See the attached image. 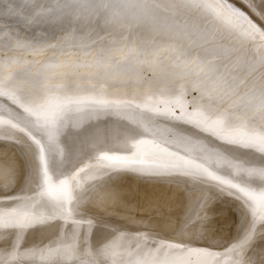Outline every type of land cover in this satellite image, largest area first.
<instances>
[{
    "label": "rangeland",
    "instance_id": "rangeland-1",
    "mask_svg": "<svg viewBox=\"0 0 264 264\" xmlns=\"http://www.w3.org/2000/svg\"><path fill=\"white\" fill-rule=\"evenodd\" d=\"M195 1L197 3H195ZM97 2H100V0H97ZM111 2L114 3V4L135 3L136 0H121V1H119V0H115V1L114 0H111ZM262 3L264 5V0H262ZM193 4H194L195 7L193 6ZM193 4L191 3L192 6H190L188 4L190 6L189 7L188 5L185 6L186 4L184 2V6H185L184 7V9H185L184 12L185 11L188 12V10H189V12H188L187 15L186 14H182L183 16L181 18V23L185 24V23L188 22L187 24H185V26L187 25V27H190V25L191 26L194 25V26H192L193 28L190 27L189 29L190 30H193V31L194 30L197 31V29H198L199 31H201L200 33L202 35H205V33H206V35H208V39H209V41L207 40L208 42L201 41V44L199 46L195 47L194 50L192 51V55H191V61H192L191 68L192 69H196V67L198 66L197 63H196V61H199L200 64H205L206 65L207 61H209V60H212L213 62H216V61L219 60V57L218 56L209 55L208 52H207V49H210V47L212 48L214 45L216 46V43H217V46L216 47H218L220 49H231V50H234V51L238 47V45H240V44H234V43H231L229 40L224 39L222 36H220L216 32V30L214 28H209L210 29L209 31H205L204 30L205 29V24L203 22V20L205 19V17H204L205 14L203 13V10H202L203 5L200 2V0H193ZM192 8L193 9L195 8L194 11H192L193 10ZM199 10L202 11V12H200V14L198 13ZM221 10H223V9H221ZM224 12H225V10H224ZM197 13H198L199 16L197 15V17H196V14ZM201 13H203V14H201ZM0 14L2 15V17L0 15V18H1L0 19L1 28L4 27V25L7 26V24L10 26L14 22V24H16V25L13 24L12 27H17L19 29V30H17V28H16L15 30H13V32H14L13 35H15L14 38H16L17 37L16 35L18 34V38L20 37V39H22V40H24L26 42L32 43V44H34L36 46L44 45V44L55 43V42H57V40L58 41L61 40L64 36H66L70 32H75V33H77L79 35H85V34H88L90 32L91 33H94V34L103 33V35H105V36L108 35V33L106 32V29L104 28V22H103L102 19L99 20V21H93L92 23H88V22H83V21H81V22H75V21L71 20L70 18H65L62 21L51 23L48 19H44L43 20V18H42L41 21H40V19H38L34 23H25L23 20H20L21 21L20 22L19 19H16L14 17H12V18L10 17L11 18L10 19L9 16H7L8 17L7 18L6 15L4 16V14H2V13H0ZM227 15L229 16V14H227ZM3 16H4V19L5 20H9V22L8 21H5L4 22L5 24H4L3 23V21H4ZM230 17H232V16L230 15ZM221 18H223V16H221ZM232 18L234 19V17H232ZM2 19H3V21H2ZM16 20H17V22H16ZM185 20L187 22H185ZM225 20L228 22L227 19H225ZM197 22H199V23H197ZM50 23L52 24L51 26H50ZM228 23L231 25V27H232V29H233L234 32H237L239 34L242 33L241 30L238 27H236V26L234 27V25H232L230 22H228ZM19 24H20V26H19ZM29 24H31V25H29ZM35 24H37V25H35ZM43 26H44V28H43ZM23 27H25V28H23ZM26 27L27 28L29 27L28 28L29 29L28 31L30 33L27 32V28ZM195 27H197V28L195 29ZM45 28H47V29H45ZM135 30L136 29H133V32L132 33H133V35L135 33L134 36H137V38L138 37L143 38V37H145L147 35V32H146L145 29H142L141 28V29H137L136 31ZM34 31H37V32H35V34H34ZM41 31H42V33H41ZM20 32H21V34H20ZM32 32H33V34H32ZM38 32H39V34H37ZM24 33L25 34L27 33L28 35L27 34L25 35ZM141 33H143V34H141ZM133 35H131V40L132 41H136V37H134ZM140 35H142V37ZM41 37H42V39H41ZM216 38H217V40H216ZM221 39H222V42L220 43ZM45 41L47 43H45ZM214 41H216V42L214 43ZM203 43H204V45L201 46ZM27 55H28L27 53H24V56H27ZM21 56H23V54H21ZM0 57H1L0 58V64H4V65L7 64L6 67L12 68L11 69L12 71L10 70L11 72L5 71V73H6L5 75L6 76L4 75V72L2 73V75L0 73L1 76H5L3 78L6 79V80H4L2 78L5 82L8 81V82L12 83L11 80H13V82H14V81L17 80V78L19 79L23 75L22 76V79L20 78L21 81H19L20 79L16 81L19 84V86L17 85V83H12V84L8 83V85H5L6 83L5 84L3 83L6 86V88H7V86H10V85L11 86L17 85L18 87L22 88L20 90L19 88L17 89V86L13 87L15 90H12V91L15 92V93L12 92L13 94H11L13 96L16 93L19 94V91H20L21 92L19 94L20 96L17 95V98H18V100H20V98H21V100H20V101H22L21 104H18L19 101L17 102L16 105H15L16 102H14V104H13V101L15 99H17L16 98V95H15V99L12 101V104L13 105L11 104V102L9 101V99L7 98V94L10 95V93H11L10 88H12V87H10V88L8 87V89L10 90V91L8 90L9 92H6L7 89L6 88L4 89V87H3V89L5 91L0 89L1 92L3 93V95H4V93L6 95V97H5V95L3 96V95H1L2 93H0V96H1L0 97V119H1L0 120V147L6 148L8 158L15 160L16 168H17L16 169V172L17 173H15L16 175L14 174L15 175V178H17V179H15L16 180V186L13 188L14 190L11 189L12 190L11 191L10 188L0 189V194H1L0 195V214H1L0 226H1V228H3V227L6 226V222L8 223V221L10 220V218H9L8 215H12L13 217H15L18 220H20V223H23L25 225H28L30 223H33L34 224V229H32L30 231L29 235L26 236L27 237L26 239H23V242L21 244V250L22 251H26V252H30L32 254L30 258L32 260H34L36 262V264H56V262H59V264H68V261H71L72 260V257L74 256V254L76 252H78L80 254L83 252V250H82L84 248L83 245L74 244L70 248L71 253L70 254L68 253L67 247H66V243L67 242L64 239L61 238V235L63 233H65V232L72 231V230H74V229L77 228L79 230L78 232L80 234H82L83 232L87 231V229H90V228L102 229V228H105L106 226H109V225L110 226H112V225L117 226L119 224H123V223L120 222V220L111 219L109 217V215H106L105 214L106 212L104 213V212H101V211H97L96 210V212H97L96 213L97 215H96L95 214V208L94 209L91 208V207H93L92 206L93 205L92 202H94V201L95 202H98V200H100V198H103L104 197L103 192H104L105 188H107V187H110V191H112L111 188L114 190V192L117 191L116 192L117 194H119V192H120V194L122 196L121 195H119V196L121 198L123 196H125V197H128L130 199H137V201L141 202L140 206H143V202L144 203H147V201L149 200V197L150 196H153L154 193H160V194H162V192H164V193L165 192H169V195L164 197L165 204L166 203H169V204H172V205H177V210L179 209V210H181V212L187 213V215H191V216L192 215L203 216L205 214L206 210L208 208H210V207L222 208L223 211H224V213L227 214L226 215V218L227 219H230V220L235 219L236 217H238V215L241 214L240 217H241L242 220H244L245 226H244L243 230H242V228H240L237 231V233H234L233 232L231 234V236L228 238L230 241L225 245L226 247L224 246L225 249H223L224 248L223 246L217 247L214 244H212L211 242H208V243L196 242V245H195L196 247H192V248L195 251L207 250V252H210L211 255L213 254L214 258H225V259H228V260H234L236 262L237 261H240V260L241 261L243 260V261H245V264L247 262H251V261H254V260L263 258L264 251H260V252L256 251L255 252L254 250L257 247L262 246L264 244V228H259V227L258 228H254V230H255V236L252 239L251 243L248 245V247L244 250L243 253L239 252L238 250L237 251H233V249L239 243V241L242 240L245 237V235L248 233L249 229L251 227H253L254 222H256V220L259 217L262 218V220L260 219V221H263L264 220V207H262L260 209H257V210H254L250 206L249 202L246 199H244L239 193H237L234 189H232V188H230L228 186L217 185V184H214V183L213 184H210V183H207L206 180H203L202 179L203 174L207 173V171H209L210 168L212 169V168H215V167H218L223 173H226L227 172L226 175L228 174L229 171H230L229 172V175L232 172L237 171V170H238V172H240L241 166L243 167L242 169H245L246 166H247V168H249V167H251L254 164L256 166H252V167H254V168L256 167L257 168V171H258V166L257 165H260V166L262 165V167H263V165H264V161H263L264 160V154H261L260 152H262V150H264L263 149L264 143H262L260 141V139H259V133L258 132L255 133L256 136L254 135V133L251 134L250 132H247L249 130V128H246L245 129V132H246L245 134L246 135H244V133H243L244 130L243 129H244L245 125H247V124H248L247 125V127H248L249 126V123H248V120L247 119H244V121H243V117L241 116V115H243V112L242 111H237L236 113H234L236 111V110H234V112H231V113H234L233 115L230 116L231 118L229 117V115H230V113H229L227 115L229 118L228 117L227 118L225 117L228 121H225L224 120L225 123L223 122L222 123V126H221L220 125L221 124L220 122L223 121V120H220V119H225V118H218V117H220L222 115H220V116L218 115V117L216 116V118H218L217 121H216V118L214 117V115H213V118L214 119H212V116L211 117L210 116L209 117L207 116L208 117L207 118L206 115H208V113H205L206 114L205 115L204 112H201L203 110V108L202 109H201V107L194 108L195 106L192 107L193 104H194V103H192V101H193L192 99H194V101L198 102L197 101V97H198V100H199V93H197L195 91H190L189 90L188 91L190 93V94H188L189 98L186 97V99H185V96H187L186 94H183L185 92L181 93L178 87H177V90L175 91L172 88V86H171V82L172 81L169 83L168 80H164L165 82L168 81V82H166V83H168L167 86H166L165 85V82L163 83L162 82L163 80H162L161 81L162 82L161 85L160 84L158 85V86H161V87L158 88L157 86H154V88L156 89V91H155L154 88L153 89H150L152 87L149 88V86H147L146 88L143 87V92L145 90L146 91L141 95L142 96V97H140L141 99L139 98L136 101V100L130 99V97H129V98H127V103L129 104L132 101L131 102L132 104L130 103L128 105V104L125 103V101H126L125 99L126 98L124 99L123 95H122V97H123L122 98L121 97V94L118 95L116 89H111L112 91L111 90L108 91V88L107 89L105 88L106 91H107L106 92L103 89V87H101V88L100 87H97L96 88V87H93L91 85V86H89L90 88H88V85L89 84H87V83H84V88H83V86H82L83 84L81 85L80 83H78V85H75V84H77V82L76 83L75 82H70L65 77L67 79L66 80L67 83H69V84H67L66 81H65L64 76L51 75V76H48L46 78L43 75H39V76L38 75H34L35 70L34 69L29 70L28 69L29 68L28 65L26 66V64L23 63V60L20 57H18V56L17 57H14L13 60H11V61H9V57L6 54L5 55H2ZM29 57H31V56H28V58ZM31 58H33V56ZM31 58H29V59H31ZM39 58L40 59H43V57H39ZM33 59H37V58H33ZM1 60H3V61H1ZM20 61H21V64H20ZM12 65L15 66V67H17V68L16 69L13 68ZM19 65H20V67H19ZM23 66H25V67H23ZM15 70H17V71H15ZM18 71H19V75H18ZM15 72H17V74H14ZM7 74H8V77L9 78L7 77ZM24 74L27 75L28 79H26L27 77ZM15 75H16V78L14 77ZM55 77H56V79H55ZM59 77H60V79L62 78L63 81H62V79L61 80L60 79H57ZM10 78H12V79L11 80H8ZM38 78H42V80H45V83L46 84L44 83V81H41V79L38 80ZM25 79H26L27 82L25 81ZM46 79L47 80L49 79L48 82H46ZM53 80L55 81L56 87H55V84H52V82H51ZM58 80L60 81V83H59ZM22 81H24L25 83L22 82ZM42 82L44 84H42ZM57 82H58V84H60V86H57ZM64 82H65V84H63ZM26 83H28L27 85H29L28 86L29 89H32L31 92L26 93L27 91H29V90H27L28 87H25V86H27ZM37 83L40 86H37ZM48 84H49V86H50L51 89L49 88ZM71 84H72V86H75V87L77 86L76 88H80V85H81L84 91L82 90V88H80V90H79V89H76V88L72 87ZM162 84H164V86ZM20 85H23V86H20ZM30 85H33L34 88L37 86L36 88L39 89L40 91H41V87H43L45 85H47L46 88L47 89L49 88V91L53 89L51 92H48V90L45 88V90H47L46 92L48 93V96L51 93L54 92L53 93V95H54L53 97L52 96H50V97L46 96V97L50 98L54 102L56 101V103L54 104L52 101H50V99H47L50 103L52 102L51 105L52 104H54V105H52V107L51 106H48L50 103L48 101H46L49 104L48 105H45L44 104V106H42L43 107V109H42L41 105H43V103H44L43 100L45 98L46 93H45L44 90L42 91V93L39 92L38 90H36L37 91V93H36V91L34 90V88L31 87ZM62 85H63V87H65L64 85H66V87L63 88ZM67 85H68L69 88L67 87ZM169 85H170V87H169ZM59 87H61V89L63 91ZM91 87L96 88L95 89L96 91L98 89L99 90L100 89L104 90L103 93L105 92L106 94L105 93L103 94L101 90H100L101 91L100 92L101 94L98 93V95H101V100L103 98L102 95L104 96V98H106V97H109V98L108 99H103L105 101L102 100L104 103H101V100L99 98H96V97H99V96L97 94H96L97 96L95 95L94 90ZM162 87L167 88L166 91H165L164 88L162 89ZM23 88L26 90V92H25V90H23ZM58 88H59V90H58ZM66 88L67 89H70L71 88L70 91L73 92V93H71L69 90L68 91L66 90V91L69 92V95H70V93L72 95L75 94L74 95L75 97H70L69 96L70 97L69 98L68 95H66L68 93H65V91H64V89H66ZM157 88H158V90L159 89L160 90L158 91ZM168 88H170V89H168ZM43 89H44V87H43ZM72 89H73V91H72ZM91 89L93 90V92H92ZM90 90H91V92H90ZM149 90H151V91H149ZM168 90H172V91H168ZM32 91H34L36 95H34V93H32ZM57 91H60V93H62V94L64 92L63 96L66 97V100L68 101V103L66 102V100L64 101V99L62 98L63 97L62 95L59 94L60 98H59V96H57L58 95ZM160 91H161V94H160ZM164 91L165 92L168 91V94L165 93ZM22 92H23V96L25 95L24 93L27 94V95H25L26 99L24 97H21L22 96L21 95ZM43 92L45 94H43ZM77 92H79V93H77ZM80 92H83V93H80ZM86 92L87 93L89 92L88 93V96H90V93L91 94L93 93L92 95H95L96 96L94 98H96L97 100L99 99L100 101L99 100L96 101L93 98L92 95H91L92 97L90 96L91 98H89L87 96ZM108 92H111V93H108ZM112 92H113L114 95L112 94ZM148 92H149V94L151 96L152 95L155 96V94L156 95H161V96H155V97H160L159 99L156 98V100H155V101L158 100V102L160 100V103L158 105H157L158 102H156V105L157 106L154 105L155 103L153 104V101L154 100H150L152 103L150 101L148 102V100H146L150 105L151 104L153 105V107L151 105V107L153 109L152 110L151 109L148 110V111H151V113H153L152 115H151L150 112L148 113V111L145 110L146 107H147V105H148L149 108H151L149 106V104L144 101L145 98H147V96L145 94L148 95ZM157 92H158V94H157ZM171 92H172V95L174 94L177 97L176 96H174V97L171 96L170 95ZM39 93H40L41 98L38 95ZM162 93H163V95H162ZM177 93L178 94L181 93V94L180 95H177ZM55 94H57L56 97H55ZM81 95L82 96L84 95L85 97L84 96L83 97L85 99H86V97H88V99H86L87 100L86 103H84L85 100H84V98ZM150 95H148V96L151 97ZM164 95L167 98L170 95L169 98L172 99V101H173L172 104L173 105L175 104L174 102L177 101L176 99L179 98L178 100H180L181 102H183L185 100L184 101L185 103H180L179 105H181V104L184 105V104H187L188 103L187 105H190L191 104L192 106L191 105L190 106H186L185 105V107H183L181 105V107H180L178 105L179 108H178V106H176L177 108L175 107L176 110H178L176 112L175 108L172 109L173 107L172 108L170 107V106H173L170 103L171 102L170 99H169L170 102H168L169 106L167 105V102L166 103L162 102L163 104L161 103V100H163V99H164V101L165 100H168V99L165 98ZM180 96H183L184 97L183 98L184 100L182 99V97L180 98ZM27 97H29V98L27 99ZM32 97H33V99H32ZM34 97L35 98L37 97V99H36V102L37 103L34 102V99H35ZM110 97H111V99H113L112 101L114 103L117 102L116 105H118V106H116L113 102H110V104L106 102V100L107 101L110 100ZM125 97H128V96H125ZM143 97H145L144 100L142 99ZM149 97H148V99H149ZM155 97H154V99H155ZM9 98L10 99H13V98H11V96H9ZM53 98H56V99H53ZM67 98H69V99H67ZM81 98H82V100H84V102L83 101H80ZM92 98H93V101H96L97 102V104L95 102L92 103ZM116 98L119 99V101H121V100L124 99L125 101H121L122 103L121 102L120 103L121 104H124L125 103V105L119 104L118 103L119 101H117ZM120 98H122V99H120ZM1 99H2V101H1ZM24 99L26 100V103L28 105H29V103L31 104V106H29V108L32 107L34 109L35 105L39 109L41 108V110H39L37 107H35V108H37L36 111L37 112L39 111L38 113L35 112L36 115H38V117L36 115H34L35 114L34 113V110L35 109L33 110L32 108H30V111L33 110V112H31L32 113L31 114L28 111L29 108L27 109L26 106H25V109H26V111L29 112V114L28 113H25L26 112L25 109H22V111H19V110H21V109H19L20 108V105H23V106L25 105ZM30 99H31V101H33L35 103L34 105H33L32 102H30ZM38 99H42V100L40 101ZM58 99H60V100L57 103V100ZM62 99H63V103L61 102ZM27 100H29L28 101L29 103L27 102ZM72 100H75L76 103H75V101H72ZM89 100L91 101L92 104L91 103L89 104V102H88ZM128 100H130V101H128ZM140 100L143 102L142 104H141ZM190 100H192V101L190 102ZM38 102H41V103H38ZM87 102H88L89 105L87 104ZM189 102H190V104H189ZM59 103H61V104H59ZM69 103H71V104H69ZM138 103H140V106H139ZM144 103H146V106L145 107L143 106L144 109L142 108V110H144V112H146V113H143V111L141 110V107H142L141 105H143ZM4 104H6V105H4ZM57 104L60 106V108H61V109L59 108L60 110L57 109L59 107ZM64 104L67 105V106L68 105H70V106L67 107ZM111 104H112L113 107L116 106L117 110L115 108L113 109V107H110ZM17 105H19V106H17ZM28 105H27V107H28ZM92 105H95V106L97 105V107H95V106L92 107ZM98 105H100V106L98 107ZM6 106H8V107H6ZM10 106H12L15 111H12L13 109ZM14 106H15V108H14ZM45 106H47V107H45ZM56 106H58V107L56 108ZM89 106H91V107H89ZM101 106H102V108H101ZM125 106H126V108H125ZM65 107H67V108H70L71 107L70 109H73L75 107V109H73V110L76 111V112H79V110L81 109L80 112H79V116H80V113L83 111L82 113L84 115H82V113H81V116L80 117L82 119L84 118V120L86 119L85 121H87L89 119V116H92L89 119V121L92 122V123H94V125L92 123H90V124H88L89 126H87V123L88 122H84L83 123L84 125L86 124L85 126H87L91 130L90 131H86V129H88L87 127H85V130H84V128H81L83 126V124L81 123L83 120L81 118H79V116H77L79 118L78 119L76 117V114H73V116H75V118L78 119V120L75 119L76 121L79 122V120H81L79 122L80 124H78V122H77V125H75L76 126V130H75V127L74 128H71V127L74 126L73 124H75L76 121H74L73 123L70 122V121L73 120L74 117L72 119H70L72 115H70V116L67 115V113L70 111V109L67 112L66 111L67 109ZM76 107H77V109H76ZM107 107H110L109 109H110L111 113H109L110 111H109V109ZM167 107H168V110L169 111H167V109H166ZM182 107H183V110L181 111L180 109ZM50 108H52V110ZM53 108H54V110L57 109L56 110V113L59 112V111H61V110L64 111V109H66L64 111L65 113L63 112V114H61V117H64L63 116L64 114L67 115L68 117H70L68 119L66 118L67 121H66V119L64 117L65 125H67V126L64 127V125H62V123H63L64 120H62V123H61L60 113L62 111L59 112V113H57L59 115V122H58V119H57L58 117L55 118L57 116V114L54 113L56 116L53 114V112H55L53 110ZM99 108L101 110H99ZM106 108L108 109V111H107ZM118 108H119V110H118ZM159 108L161 110H158ZM10 109H11L12 113L13 112H15V113H13V114L10 115V112H11ZM82 109H84V110H82ZM102 109H106V110L104 111ZM163 109L164 110L166 109L167 113L170 112V111L175 112V115H177V117H175L176 119L172 115H170V113H168L169 115L168 114H165V115L166 116L168 115V117H167L168 119L169 118H172L171 119L172 121L170 119H169L170 121L167 120V118L165 117V115L162 114L164 112ZM170 109H172V110H170ZM184 109H186L188 111H185ZM194 109H197L198 114L196 113V111L194 112ZM199 109H201V110H199ZM5 110H7V111H5ZM45 110H47V111L49 110V112H46V114H45ZM139 110H141V113H139ZM191 110L193 111V114L190 113ZM41 111H43V112H41ZM74 111L73 112L71 111L70 113H76ZM84 111H85V113H84ZM158 111L159 112L160 111H163L161 113V115H163L166 119L165 118H162L160 116V114L157 113ZM166 111L164 113H166ZM20 112L23 113V116L24 117H27V116H25L26 114L28 115L29 120L30 121L32 120V127L35 126L34 128H32V127L30 128L29 125H30L31 122H29V125H28L27 124L28 122L25 121L27 119H25L24 117L21 118L20 117L21 115H19L17 117L18 120H20V122H18V120H16L17 118L14 117V114L16 116V114L17 113H20ZM97 112L99 113V115H98ZM179 112H180V114H179ZM186 112H188V113H186ZM199 112H201V113L199 114ZM51 113L54 115V117H52L53 115H51ZM194 113L197 116L194 115ZM107 114L113 115L114 117L113 116L112 117L115 120L119 119L120 121L126 115L127 116H130V117H133V116L136 115L135 118L133 117L134 118V121H130V117H129V120L127 121L126 120V117H125V120L127 121L125 123H127L128 127H132V128L135 127L134 125L137 122V119L136 118H138L140 120V116L138 117V115H141V117H143V119H141L140 121L138 120V121L139 122H142V124L141 125L137 124L135 128L137 129L138 127H140V126L143 125V127H142L143 131H144V126L146 124H149V125L151 124V125L154 126L155 122H152V121H156V126H157L158 129H156V128L155 129H156V132L157 131L158 132L157 133L156 132L155 133L153 132V131H155L154 130V127L155 126L152 127V126H149L148 125V128L149 127L150 128L152 127V130L153 131L152 130L149 131V133L152 131V133H151L152 134V137L147 136V137H149V139L146 137L147 141L150 140L151 138H153L155 140L153 133L156 136L158 134V136L161 137L160 136L161 131H164L166 129L165 127H164L165 129H161V126L163 128V125L165 124V125H167L169 127V130L172 129V131L174 129H177V128H174V127H179V129L181 128L183 134L180 133V135H183L182 138L184 137L182 141H184V140L186 141L188 138L191 137L190 139L187 140L190 143L191 142L190 140L193 137L194 138L193 139V142L195 141L196 144L201 141L200 143L203 144L204 147H207V145H210L209 147L211 149L213 148V151L215 150L214 153L216 154V157H218L217 156V153L219 155L222 151L225 150L223 153H221L222 156L226 152L225 153L226 155L224 154V156H227V158L229 157V161H230V159L232 160L233 157L235 159H234L233 162L232 161L228 162V160H226V158L224 156L223 157H220L219 156L220 158H223V159L220 160L219 157H218L217 160H216L214 158L215 154H213L211 152H210V154H207V152L209 153V150L206 151V155L204 154L205 153L204 152L205 150H203V146L200 143L197 144L198 145L197 146L195 143L193 144L191 142L192 144H190V146H189V145H187L188 144L187 141H186V143H187L186 144L185 142H182L180 140L181 138H177L176 139V136H174V138L177 141L180 140V142H182V144L183 143L186 144L185 145L186 148L193 147V146L195 147L196 146L197 148L200 149L202 147L201 151L203 150L204 153L201 152V151H199L197 148H192L193 151H192L191 148H189L188 149L189 151H187V149H183L185 146H181V144H180L179 141L178 142L173 141L172 142L173 144H171L170 139L174 140L173 139V135H179V133L178 134H175V133H177V131H179V129H177V131H174L173 132L174 133L173 135H170L172 133V131H171V133L168 132L169 133V136L167 134V131H169V130L166 129V131H164V132H166V134L164 133L166 135L165 136L166 138L164 137L165 139L163 138V136H164V135H162L163 133L161 134L162 135L161 138L163 140H160V138L159 139L157 138L158 136L157 137L155 136L160 141L167 140L166 143L170 142L168 144L174 145V147H176L175 146L176 144L178 145L176 148H172L173 146H169L170 147V149H169V147H166V145L163 146L162 145L163 143L160 142V141L158 142V140H157L156 142L159 144V147H160V145H162L163 146V149H164V147H165V149H167V148L169 149V150L167 149V151L164 150V151H166L167 154L169 153V151H171V148H172V151L170 152V156L169 155L166 156V153L165 152H164V154H162L163 153V151H162L163 149L160 150L159 147L158 148H154V145L156 144L154 140H153L154 141L153 142V141H151L152 140L151 139L150 142L148 141L149 143L146 145V143H147L146 142V139L144 140L143 138H141V136L140 137L138 136L139 138H141L145 142V143L144 142L142 143L141 142L142 140H139V138L137 137V134H135L133 132L134 129L132 130V128H130L131 131H132L131 132V131H129L130 129L127 130L128 128L127 129L123 128V127H127V125L124 126L125 123H121L124 119H122L121 122L119 121L122 124V125H120V123L118 121H115L114 119H111L112 118L111 116H110L111 118H109V115H107ZM123 114H125V115H123ZM47 115H49V120L51 119L50 122H49V120L47 118L46 119L44 118V116L45 117H48ZM97 115L100 117V119L102 117V119L100 120ZM117 115L118 116L121 115V119ZM157 115H159L162 119L160 117H157ZM181 115H182V117H181ZM184 115H186L185 117L187 119L186 118L184 119ZM204 115H205V117H204ZM5 116H6V118H5ZM33 116L34 117L36 116L37 118L35 117L36 119L34 118V120L31 119L30 117H33ZM39 116H40V118H39ZM50 116L52 118H54V119H52ZM83 116H85V117H83ZM93 116H94V119H93ZM105 116H108V120H107V118H105ZM155 116L157 117V119H152V118H156ZM187 116H189V118ZM7 117H8V119H7ZM9 117H11V118H9ZM150 117H152V118L149 119ZM203 117L205 118L206 121H208V119L211 118L212 121L213 120H214V122L216 121L215 123L213 122L214 124H216V123H218V124H216L215 126H214V124H211L212 123L211 122V119H209V121H208V122H210V124L209 123H206V121L204 120ZM158 118H160V119H158ZM182 118H183V120H182ZM201 118H203L202 119V120H204L203 123L205 122L206 125L202 124ZM240 118H242V122H244V123L241 122V119ZM11 119L14 122H11L12 121ZM69 119H70V121H69ZM92 119H93V121L96 120V119H98L100 121H102L103 119H106V120H103L104 122H103L102 127H98V126H100L102 124V122L100 124L99 121L96 120V124L98 123V126H97L95 124V121L94 122L91 121ZM109 119H111V121H115V122H111L109 125L108 124L105 125V121H106V123H107V121H108V123L110 122ZM135 119H136V122H135ZM144 119H148L153 124L150 123L149 121L145 120L148 123H146L144 125L143 124L144 123V121H143ZM198 119L201 120L200 121L201 124L204 125L205 127L202 126L199 123V120ZM21 120H23L25 123L27 122L26 125H28V127L25 124H23L24 122L21 123ZM37 120L38 121L40 120L41 122L39 121L40 122L39 123ZM159 120L160 121L163 120L161 123H164L165 120H166V122L164 124L160 125L161 123H160ZM52 121L54 123H52ZM129 121L131 122V124L129 123ZM191 121H193L194 123L197 122L196 123V124H198L197 126L201 125L202 128L201 127H198L197 128V126H195L196 124L193 125V122L191 123ZM245 121H247V123ZM34 122H37V123H34ZM57 122L60 124V126H58L59 124ZM67 122H68L69 125L67 124ZM117 122L119 123L120 126L119 125L117 126L116 124H113L112 125V123H117ZM132 122H134V123H132ZM226 122H228L230 125L226 126L227 125ZM238 122H239V124H238ZM17 123L18 124L21 123L22 126L20 124L18 125ZM42 123L45 124V125H43ZM188 123L189 124L191 123V125H189ZM47 124H50V126L47 125ZM51 124H53V126ZM132 124H134V125H132ZM181 124H182V126H181ZM224 124H225V127L223 126ZM236 124H238L239 126L236 127ZM243 124H245V125H243ZM6 125H8V126H6ZM9 125L10 126L12 125V126L10 127ZM23 125H25L24 126V130L21 129V128H23ZM36 125H38V126H36ZM61 125H62V128L65 131H66V129H67V131L69 130L68 133L70 135H71V132L73 133L72 136H70V137H69V135L67 133V135H68L67 136V139L68 138L72 139L71 137H74V138L76 137L78 139V137H79L78 141L73 142V141H71V140L68 139L69 141H71V143H74V144H71L70 143L71 146H69L70 145L69 143L62 141L61 142L62 143L61 145H63V144L64 145L61 147V145L59 144L60 141H61L59 138L60 137H61V139L63 138L62 137V134L59 137L60 133H62L61 130L59 129V128H61ZM70 125H73V126L70 127ZM78 125H81V127L79 126L81 129H79L77 131V126ZM91 125L95 126V128L97 126V128L95 129V128H93V126L91 128ZM209 125H212V126H209ZM241 125L244 126V127H242ZM41 126H43V128ZM230 126H231V128H230ZM233 126L235 128V129L233 128L234 130L232 129ZM15 127L16 128H20V129H15ZM25 127H26V131L27 132H30V130H31L30 134L29 133L27 134V132L25 131ZM56 127H57V129H55ZM145 127H147V125ZM192 127H193V130H192ZM217 127H219V128L221 127L222 128V132H221V128L220 129L219 128L217 129ZM12 128H14V129H12ZM35 128H36L37 131L34 130ZM185 128H187V129H185ZM208 128H210L208 130L209 133L205 132V129H208ZM239 128H241V129L243 128L242 129L243 132L241 131V129L238 131V133H237V131H235V130H238ZM27 129H29V131ZM70 129H72L73 131H71ZM136 129H135V131L137 133V131L139 129H137V130ZM142 129L140 128V130H142ZM189 129H190V131H189ZM214 129L216 131H214ZM17 130H20V132H17ZM41 130H43V131H41ZM44 130H45V132H44ZM54 131L56 133H58V131H59L58 135H55V132ZM65 131H63V132L66 133ZM76 131H77V133H76ZM217 131H220V132H217ZM223 131L224 132L225 131H229V133L228 132H225L223 134ZM233 131H235V133ZM37 132L40 133V134H37V136H35V139H34V136H31V137H33V138H31V140L29 139L30 138L29 136L27 138L24 136L26 134L27 135H31V133L32 134H36ZM41 132H44L45 136H43L44 134L42 135ZM138 132H140V131H138ZM142 132H141V134H142ZM230 132H232V133H230ZM49 133H50V136H49ZM144 133H146V135H147L148 131H144ZM144 133H143L142 136L145 135ZM149 133H148V135H151ZM184 133H185V136H186L187 133H189V134H187L188 137L186 136L187 139H185ZM193 133H196L197 136L195 134H193ZM219 133H221V134H219ZM130 134H132L133 136L130 135ZM141 134H138V135H141ZM40 135H42L41 136V137H43L42 141L44 140L43 142L46 144L45 146H46L47 149L50 146H52L54 143L56 144L58 142L57 140H59V142H58V144L56 146H58V145L60 146V147L58 146L60 148V152L63 151L62 149H64V148H65L64 150L66 151V148H67L66 145L69 144L68 145L69 146L68 147L69 149L67 148L68 150L66 152L71 154L70 157L72 156L71 157L72 159L70 158L71 161H68V162H71V163H68L69 166L68 167L66 166V169H65V167L63 168V166H62L64 164L63 159L60 160V161H63L61 163V162H58V157H56V154L57 153H55V149H58V150H56V152L58 151V154L60 155V152H59V148L58 147H55L54 148V146H53V147H50L52 150L51 149L46 150L45 146L43 145V147L45 148V150L43 149V147H42V149L41 148L38 149L36 146L35 147H36V149L38 151L36 149H34V147H33L34 145H37L38 146L41 143L43 144V142L40 141V139H41ZM65 135L63 134L64 137H65ZM189 135H190V137H189ZM224 135H225V137H224ZM229 135H231V137ZM238 135H240V136H238ZM242 135H244L245 137L243 136V138H242L241 137ZM253 135L255 137V142H254V144L251 147H249L246 144L240 142V141L244 140L246 138V136L247 137H250V136L253 137ZM53 136L56 139L55 138H51ZM179 136H177V137H179ZM44 137H47L48 140L45 141V138ZM221 137H223V138H221ZM238 137L240 138V140H239ZM76 138H75V140H76ZM230 138H232V139H230ZM36 139H37V141H36ZM50 139H52V140H50ZM65 139L66 138H63L64 141H68V140H65ZM33 140H35L34 145L31 144L33 142ZM53 140L55 142H53V144L51 143V145H49V147H48L47 144L49 142H52ZM204 140L205 141L207 140V141L205 142ZM210 140L212 141V143H211ZM258 140L262 143L261 145L258 142ZM213 141H214V144H213ZM215 141H218V143L215 142ZM237 141H239V142H237ZM151 142H152V144H154V145H152V147H150V145H151L150 143ZM174 142H176V144ZM209 143H211L213 145H211ZM235 143H237V144H235ZM41 145H39V147H41ZM156 145H155V147L158 146V145L157 146ZM179 145L181 146V148L179 149L180 151L178 152V148L180 147ZM199 145H201V147ZM237 145L239 147H237ZM255 145H256V147H255ZM187 146H189V147H187ZM213 146H215V148H217L219 151L222 148L224 150L222 149L221 152H216L217 149H215ZM258 146H259V149H262V150L256 149V148H258ZM220 147H222V148H220ZM240 147H241V149H239ZM160 148H162V147H160ZM210 148L207 147V148H204V149L207 150V149H210ZM157 149H159V150H157ZM173 149L175 150V152H174L175 153V156L173 155L174 153L171 154L173 152ZM194 149L195 150L197 149V151H194ZM40 150H41V152H39ZM42 150L45 152V155L46 156L48 155V157L49 156L52 157L51 154L54 151L53 156L55 155L54 158L56 157L57 158L56 159L57 161L55 162V160H54L53 157H52L53 159L50 158V157L47 158L44 155L43 157H45V159H47V160L50 159V160H48L46 162H43V161H45V159H44L42 162H39L38 161V160H40L39 157L44 154V152ZM156 150H157V152H156ZM181 150H183L182 152L184 154V160L186 161V163H185L184 160H181V159H183V155L181 154L182 153ZM46 151H50V152H46ZM68 151H70V152H68ZM158 151H160V152H158ZM161 151H162V153H161ZM186 151H187V153H185ZM246 151H247V153H246ZM40 153H42V154L40 155ZM49 153H51V154H49ZM67 153L65 154L66 156L63 155V157L65 156L66 159L68 158L67 156L69 155V154L67 155ZM177 154H178V156H176ZM190 154H191L192 157L190 156ZM243 154H245V155L243 156ZM249 154H250V156H252V158H250V159H248L249 156H247ZM171 155H173V156L171 157ZM196 155H200V156L197 157ZM202 155L205 156L204 159L203 158L202 159L200 158V157H203ZM210 155H212V156H210ZM235 155H237L238 157L235 156ZM261 155L263 156V159L260 158ZM206 156H207V158H206ZM208 157H209V159H208ZM210 157H211V160H210ZM246 157H247V159H246ZM253 157H254V160H251V159H253ZM198 158L200 160H202V161H200ZM70 159H68V160H70ZM190 159H191V161H190ZM218 159L222 163L219 162ZM240 159L241 160L243 159V161H240ZM257 159L260 160L259 163H257L258 162ZM222 160L223 161L225 160L224 163H223ZM245 160H247V161L250 160V161H248V163H247V161H245ZM65 161L67 162V160H65ZM187 161L189 163H187ZM192 161L193 162L195 161L194 164L192 163ZM216 161H218V162H216ZM254 161L256 163H254ZM50 162L52 164H50ZM54 162L55 163L58 162V163L62 164L60 166L58 165L59 166L58 167L59 170L61 169V171H59L60 173L57 171L58 169H56L57 168V165L56 164L53 165ZM225 162H226V165L229 166V169L225 165ZM236 162H238L239 165ZM249 162H250L251 166L249 165ZM45 163L49 165L48 166L49 168L46 167V164ZM243 163L245 165H243ZM43 164H44V166L46 168H44ZM230 164H232L233 167H234L235 164L237 166L235 165V167H234L235 169L233 170V169H231L233 167L232 166L230 167ZM55 165H56V167H55ZM206 165L208 167H206ZM202 166H205V168H201ZM238 166L240 167V169H237V168H239ZM51 167H53V168H51ZM60 167H62L64 170L62 168H60ZM175 167H177V169ZM188 167L189 168L191 167L190 170L188 169ZM224 167H225V169L227 171L224 169ZM178 168H179V171H178ZM197 168H199L201 170H203V169L204 170L206 169V170L205 171H201V170H198ZM207 168H209V170ZM247 168H246V172H245V170H241L242 172H240L238 174L241 175V176L249 177V175L246 174L247 173V170H248ZM251 168H249V169H251ZM241 173H243L245 175H243ZM55 174H56V176H55ZM52 175L54 177H56V179ZM57 175H59L58 176L59 178L57 177ZM49 176H52V177L49 178ZM255 179L258 180L259 179L258 176L255 177ZM98 187H104V188H102L100 190V188H98ZM7 189H9L10 192L7 191ZM16 189H18V190H16ZM98 189H99L100 192L98 191ZM106 190L109 191L108 188ZM5 191H6V193L3 194ZM93 191H95V192H93ZM89 196H90V198H89ZM92 196H93V199H92ZM88 200L91 201V202H89ZM86 201L90 203L87 206V207L91 206L90 209H88L86 206H84L85 204H88ZM236 203H239V206H236ZM165 204L163 203L162 205L164 206ZM140 206L137 209H135L134 211H132V212L134 214H137L142 220L144 218H147V219L150 218L151 214L150 215L148 214V216H144L145 215L144 212L139 211ZM85 208L88 209L89 211L88 210H85ZM137 210H138V212H137ZM92 214L95 215V218L94 219H90L89 218V216H91ZM98 214H100V215H98ZM103 214H105L107 217H104L105 215H103ZM110 216H112V215H110ZM179 225L180 224H177L178 227H179ZM138 226H143V228L141 227L143 230L150 229L152 231L154 230V232H158L157 229H155L153 227L151 228L149 226H145V225H143L140 222L138 224H133L132 229L139 228ZM184 226L185 227H188L186 225H184ZM189 227H191V226H189ZM12 246H13V244L8 245L7 246V249L9 251H11L12 250ZM73 250H74V252H73ZM255 254H257V255L259 254V257L256 256ZM253 256H254V258H253ZM246 258L247 259L249 258V259L247 260ZM244 259H246V260H244Z\"/></svg>",
    "mask_w": 264,
    "mask_h": 264
},
{
    "label": "snow or ice",
    "instance_id": "snow-or-ice-1",
    "mask_svg": "<svg viewBox=\"0 0 264 264\" xmlns=\"http://www.w3.org/2000/svg\"><path fill=\"white\" fill-rule=\"evenodd\" d=\"M249 4L257 8L255 0H249ZM0 10L26 23L42 18L54 22L65 18L88 23L103 20L107 36L71 32L55 43L40 46L0 30V40L10 42L9 52L0 51V56L6 54L10 61L20 56L29 70L35 69L34 75H60L70 82L106 86L132 100L140 98L145 85L154 87L162 80L172 81L175 91L178 87L181 93L189 90L199 93V100L193 106L203 108L210 116H226L234 109L242 111L243 118L249 121V132H258L264 143V26L256 25L243 14H238L244 21L241 23L220 11L221 16L241 30L251 47L237 53L214 45L207 52L218 56L219 60H209L206 65L196 61L198 67L192 69V51L201 41H207L208 36L181 23L184 0H136L121 4L111 0H50L46 5L40 0H3ZM258 12L264 19V7H259ZM141 28L147 35L132 41L133 29ZM22 53L37 59L21 56ZM41 56L44 58L39 59ZM3 87L0 77V89ZM12 98L14 100L15 95ZM180 103L177 100L172 107ZM254 142L251 136L241 141L249 147ZM261 153L264 154V150ZM39 159L43 161V155ZM247 174L258 176L264 185V167L258 171L250 169ZM13 182L12 169L0 164V188H8ZM13 236L12 250H0V264H36L30 252L21 250L23 226L10 223L0 230L2 242ZM254 236L255 230L251 227L233 251L243 253ZM99 255L84 251L78 264H107ZM236 264H245V261Z\"/></svg>",
    "mask_w": 264,
    "mask_h": 264
},
{
    "label": "bare ground",
    "instance_id": "bare-ground-1",
    "mask_svg": "<svg viewBox=\"0 0 264 264\" xmlns=\"http://www.w3.org/2000/svg\"><path fill=\"white\" fill-rule=\"evenodd\" d=\"M115 1V0H114ZM119 1H121V0H119ZM50 2V0H40V3L41 4H44V5H46V4H48ZM129 2V1H128ZM184 2H185V6H187L188 4L190 5V6H192L191 5V3L193 4V0H184ZM200 2L202 3V5H203V7H202V10H203V13L205 14V19L203 20V22H204V24H205V31H209L210 29L209 28H214L215 30H216V32L220 35V36H222L224 39H227V40H229L231 43H234V44H240V45H238V47L235 49V52H237V53H243L244 51H247L248 50V48H250L251 47V42H248V39H247V37H245L244 35H243V33H237V32H234L233 31V29H232V27H231V25L225 20V18L223 19V18H221V15H220V11H221V9H223V11L225 10V12L227 13V14H229V16L231 15L232 17H234V19H236V20H240L241 21V23H243L244 21H243V19H242V17L240 16V15H238V14H243V16H245V17H248L253 23H255L256 25H258V26H260V25H262V26H264V19H262L261 18V16L259 15V12H258V10H259V7H264V5H263V3H262V0H255V3H256V7L257 8H254V7H251L250 6V4H249V0H200ZM195 3H197L196 1H195ZM188 5V6H189ZM200 5V4H199ZM198 5V6H199ZM184 6V7H185ZM189 6V7H190ZM193 6H194V4H193ZM197 6V5H196ZM219 6V7H218ZM195 7V6H194ZM190 9V8H189ZM193 9V8H192ZM195 9V8H194ZM194 9L192 10V11H194ZM200 9V8H199ZM185 10V9H184ZM233 10H235V11H233ZM191 11V10H190ZM188 12H189V10H188ZM188 12H184L183 11V14H188ZM200 12H202V11H198V13L200 14ZM1 13V12H0ZM196 13V12H195ZM198 13L196 14V17H197V15H198ZM203 13H201V14H203ZM3 14V13H2ZM191 14V13H190ZM1 15V14H0ZM194 15V14H193ZM5 16V15H4ZM4 16H3V19H4ZM183 16V15H182ZM199 16V15H198ZM1 17H2V15H1ZM7 17V16H6ZM8 18V17H7ZM10 18V17H9ZM12 18V17H11ZM10 18V19H11ZM1 19V18H0ZM3 19H2V21H3ZM44 20V19H43ZM42 20V21H43ZM5 21H8L9 22V20H5L4 19V21H3V23L5 22ZM13 21V20H12ZM20 21V20H19ZM40 21H41V19H40ZM47 21V20H46ZM51 23H53L54 21H52V20H49ZM225 21V22H224ZM7 22V23H8ZM16 22H17V20H16ZM21 22V21H20ZM185 22H187L186 20H185ZM19 23V22H18ZM23 23V22H22ZM26 23V22H25ZM50 23V26L52 25ZM188 23V22H187ZM187 23H185V24H187ZM190 23V22H189ZM197 23H199V22H197ZM5 24V23H4ZM13 24H14V22L12 23V25H8L7 24V26H5L4 25V27H2L1 28V23H0V30H2V31H5V32H8V33H10L11 34V36L14 38L15 37V35H13L14 34V32H13V30H15L17 27H12L13 26ZM43 24V23H42ZM57 24V23H56ZM100 24V23H99ZM184 24V25H185ZM193 24V23H192ZM14 25H16V24H14ZM18 25V24H17ZM29 25H31V24H29ZM35 25H37V24H35ZM47 25V24H46ZM200 25V24H199ZM19 26H20V24H19ZM25 26V25H24ZM27 26V25H26ZM96 26V25H95ZM187 26V25H186ZM192 26H194V25H192ZM191 25H190V27L191 28H193ZM197 26V25H196ZM201 26V25H200ZM204 26V25H203ZM31 27V26H30ZM47 27V26H46ZM190 27H188V28H190ZM199 27V26H198ZM235 27V26H234ZM23 28H25V27H23ZM27 28V27H26ZM29 28V27H28ZM27 28V32H29L28 29ZM42 28V27H41ZM43 28H44V26H43ZM197 27H195V29H196ZM204 28V27H203ZM45 29H47V28H45ZM49 29V28H48ZM86 29V28H85ZM17 30H19L18 28H17ZM25 30V29H24ZM39 30V29H38ZM44 30V29H43ZM42 30V31H43ZM75 30V29H74ZM87 30V29H86ZM137 30V29H136ZM135 30V31H136ZM42 31H41V33H42ZM194 31H196V30H194ZM197 31H199L198 29H197ZM203 31V30H202ZM204 31V32H205ZM19 32V31H18ZM35 32H37V31H34V34H35ZM201 31H199V33H200ZM23 33V32H22ZM30 33V32H29ZM58 33V32H57ZM71 33V32H70ZM144 33V32H143ZM143 33H141V34H143ZM212 33V32H211ZM20 34H21V32H20ZM25 34V33H24ZM27 34V33H26ZM25 34V35H26ZM32 34H33V32H32ZM37 34H39V32L37 33ZM201 34V33H200ZM204 34V33H203ZM28 35V34H27ZM132 35H133V33H132ZM134 35H135V33H134ZM133 35V36H134ZM205 35H206V33H205ZM212 35V34H211ZM17 37H18V34L16 35ZM22 36V35H21ZM141 37H142V35H140ZM208 36V35H207ZM210 36V35H209ZM27 37V36H26ZM134 37H136V39H137V36H134ZM214 37V36H213ZM20 38V37H19ZM29 38V37H28ZM41 39H42V37H41ZM135 39V38H134ZM38 40V39H37ZM216 40H217V38H216ZM29 41V40H28ZM32 41V40H31ZM43 41V40H42ZM58 41V40H57ZM208 41H209V39H208ZM208 41H206V42H208ZM44 42V41H43ZM216 41H214V43H215ZM222 42V39H221V41H220V43ZM37 43V42H36ZM45 43H47L46 41H45ZM213 43V42H212ZM211 43V44H212ZM9 44H10V42H9V40H7V39H4V40H0V51H3L4 53H8L9 52ZM226 44V43H225ZM204 45V43L201 45V46H203ZM208 45V44H207ZM40 46V45H39ZM216 46H217V43H216ZM210 47V46H209ZM211 48V47H210ZM205 49V48H204ZM207 49V48H206ZM23 54V56H24V53H22ZM28 54V53H27ZM27 56H30L29 54L27 55ZM18 57H20V56H18ZM32 57V56H31ZM31 57H29V58H31ZM41 57H43V56H41ZM1 58V57H0ZM33 58H37V57H35V56H33ZM33 58H31V59H33ZM44 58V57H43ZM40 59V58H39ZM6 60V59H5ZM13 60V59H12ZM20 60V59H19ZM202 60V59H201ZM1 61H3V60H1ZM10 61V60H9ZM194 61V60H193ZM212 61V60H211ZM7 62V61H6ZM13 62V61H12ZM17 62V61H16ZM5 63V62H4ZM24 63V62H23ZM12 64V63H11ZM20 64H21V61H20ZM25 64V63H24ZM4 64H2V67H0V73H1V75H2V73L4 72V75L6 74L5 73V71H9V72H11L12 70V68H9V67H6L7 66V64L6 65H4ZM10 65V64H9ZM13 66V65H12ZM27 66V65H26ZM193 66V65H192ZM11 67V66H10ZM19 67H20V65H19ZM23 67H25V66H23ZM198 67V66H197ZM196 67V68H197ZM13 68H17V67H15V66H13ZM22 68V67H21ZM29 69V68H28ZM11 70V71H10ZM35 70V69H34ZM15 71H17V70H15ZM21 72V71H20ZM13 73V72H12ZM28 73V72H27ZM26 73V74H27ZM32 73V72H31ZM14 74H17V72H15ZM13 74V75H14ZM23 74V73H22ZM21 74V75H22ZM26 74H24V75H26ZM0 75V77H5V76H1ZM10 75V74H9ZM18 75H19V71H18ZM17 75V76H18ZM29 75V74H28ZM31 75V74H30ZM12 76V75H11ZM23 76V75H22ZM22 76L20 77L21 79H22ZM60 76V75H59ZM7 77H8V74H7ZM6 77V78H7ZM13 77V76H12ZM15 78H16V75L14 76ZM26 77H27V75H26ZM45 77V76H44ZM9 78V77H8ZM19 78V79H20ZM37 78V77H36ZM47 78V77H46ZM65 78V77H64ZM67 78V77H66ZM65 78V81L68 79H66ZM4 79V78H3ZM10 79H12V78H10ZM14 79V78H13ZM18 78H17V80H19ZM21 79L19 80V81H21ZM24 79V78H23ZM26 79H28V77L26 78ZM26 79H25V81H26ZM41 79V81H44V83H45V80H42V78H38V80H40ZM44 79V78H43ZM54 79V78H53ZM55 79H56V77H55ZM57 79H60V77L59 78H57ZM62 79V78H61ZM60 79V80H61ZM4 80H6V79H4ZM3 80V81H4ZM9 80V79H8ZM16 80V81H17ZM49 80V79H48ZM48 80L46 79V82H48ZM16 81H14L13 82V80H11V82L12 83H17ZM59 81V80H58ZM62 81H63V79H62ZM22 82H24V81H22ZM27 82V81H26ZM37 82V81H36ZM35 82V83H36ZM50 82V81H49ZM52 82V84H55V81L53 80V81H51ZM163 83L165 82L164 80L162 81ZM162 82H160L159 84L161 85V83ZM166 82H168V81H166ZM165 82V85L167 86V84L168 83H166ZM171 81H169V83H170ZM5 85H8V83H10V82H3ZM12 83H10V84H12ZM25 83V82H24ZM33 83V82H32ZM41 83V82H40ZM43 82H42V84H44ZM59 83H60V81H59ZM66 83H67V81H66ZM76 83V82H75ZM9 84V85H10ZM21 84V83H20ZM28 83H26V85H27ZM46 84V83H45ZM51 84V85H52ZM63 84H65V82L63 83ZM67 84H69V83H67ZM73 84V83H72ZM72 84H71V86H72ZM158 84V85H159ZM4 85V89L6 88V86ZM14 85V84H13ZM17 85L19 86V84L17 83ZM17 85H14V86H7V90H6V92H9L10 90H11V93H10V95L9 94H7V98L9 99V101L11 102V104H12V101H13V99H10L9 98V96H11V98L13 97L11 94H13V93H15V92H13L12 90H15L13 87H15V86H17ZM36 85V84H35ZM75 85H78V82H77V84H75ZM82 85V84H81ZM80 85V88H82V86H83V88H84V84L81 86ZM157 85V87L159 88V87H161V86H158ZM163 86H164V84H162ZM17 86V89L19 88L20 90L22 89V88H20V87H18ZM20 86H23V85H20ZM29 85H27V86H25V87H28ZM31 87H33V85H30ZM37 86H40V85H38V83H37ZM36 86V87H37ZM42 86V85H41ZM46 86L47 85H45V86H43L44 87V89H43V87H41V91L39 90V89H37L36 87L34 88V90L36 91V90H38L39 92H41L42 93V91L44 90L45 91V93H46V95H45V98H44V100H43V105L42 106H44V104L45 105H48L50 102L47 100V99H50V98H48V97H50V96H54L53 95V93H49L50 95L48 96V93L46 92L47 90H48V92H51L52 90H50L49 91V88H50V86H49V84H48V86H49V88L47 89L46 88ZM53 86V85H52ZM57 86H60V84H58V82H57ZM65 87H66V85H64ZM70 86V85H69ZM86 86V85H85ZM89 86H91V85H88V88H90ZM165 86V87H166ZM171 86H172V82H171ZM8 87L10 88V87H12V88H10V90L8 89ZM55 87H56V84H55ZM62 87H63V85H62ZM65 87H63V88H65ZM67 87H68V85H67ZM72 87H74V88H76L75 86H72ZM71 87V88H72ZM79 87V86H78ZM145 88L147 87V86H144ZM169 87H170V85H169ZM45 88L47 89V90H45ZM60 89H61V87H59ZM59 88H58V90H59ZM69 88V87H68ZM71 88L70 89H64V91H65V93H68V94H66V95H68V97L70 96V97H75L74 95H72L71 93H73V92H71L70 90H71ZM80 88H76V89H79L80 90ZM83 88H82V90H83ZM91 88H93V87H91ZM97 88V87H96ZM96 88H93V90H94V93H95V95L97 94L98 95V93H100L101 91H102V93H103V91L105 90L106 91V89H107V87L106 86H104L103 87V89L104 90H102V89H98L97 91L95 90ZM101 88V87H100ZM106 88V89H105ZM150 88V87H149ZM154 87H152V88H150V89H153ZM158 88H157V90H158ZM164 87H162V89H163ZM4 89H1V90H4ZM51 89V88H50ZM55 89V88H54ZM155 89V88H154ZM165 89V91H166V89L167 88H164ZM168 89H170V88H168ZM1 90H0V93H2L1 92ZM9 90V91H8ZM23 90H25L24 88H23ZM22 90V91H23ZM27 90H29V91H27L26 92V90H25V92L26 93H28V92H31V90L32 89H29V87H28V89ZM62 90V89H61ZM69 90L71 93H70V95H69V92H67V91ZM89 90V89H88ZM87 90V91H88ZM92 90V89H91ZM91 90H90V92H91ZM93 90H92V92H93ZM160 90V89H159ZM158 90V91H159ZM173 90V89H172ZM172 90H168V91H172ZM175 90V89H174ZM177 90V89H176ZM5 91V90H4ZM55 91V90H54ZM63 91V90H62ZM61 91V92H62ZM72 91H73V89H72ZM84 91V90H83ZM97 93H96V92ZM108 91H109V89H108ZM112 91V90H111ZM116 91V90H115ZM139 91V90H138ZM146 91V90H145ZM144 91V92H145ZM148 91V90H147ZM149 91H151V90H149ZM155 91H156V89H155ZM154 91V92H155ZM164 91V92H165ZM168 91L167 92H165V93H167L168 94ZM179 91V90H178ZM13 92V93H12ZM18 92V91H17ZM24 92V91H23ZM23 92H22V96L21 97H24L25 99H26V97H25V95H27L26 93H24L25 95L23 96ZM107 92V91H106ZM142 92H143V90H142ZM143 92V93H144ZM175 92V91H174ZM173 92V93H174ZM187 92V93H186ZM21 92L19 91V94H20ZM32 93H34V95H36L35 94V92L34 91H32ZM31 93V94H32ZM36 93H37V91H36ZM44 92H43V94H45ZM57 93H58V95L57 94H55V97H56V95L57 96H59V94L60 95H62L63 96V94H64V92H63V94L62 93H60V91H57ZM77 93H79V92H77ZM80 93H83V92H80ZM89 93V92H88ZM88 93L86 92V94H87V96H88ZM105 93V92H104ZM103 93V94H104ZM108 93H111V92H108ZM156 93V92H155ZM179 93V92H178ZM177 93V95H180V94H178ZM19 94H15L16 95V98H17V95H19ZM93 94V93H92ZM91 93H90V96L92 95ZM101 94V93H100ZM106 94V93H105ZM112 94H113V92H112ZM111 94V95H112ZM157 94H158V92H157ZM160 94H161V91H160ZM166 94V95H167ZM183 94H186L187 96H185V99H186V97H188L189 98V96H188V94H190L188 91H185V93H183ZM1 95H3V93L1 94ZM4 95H5V93H4ZM3 95V96H4ZM39 96H40V93L38 94ZM37 95V96H38ZM95 95H92L93 96V98L94 97H96ZM114 95V94H113ZM117 95V94H116ZM119 95V94H118ZM146 96H147V98H145V97H143L142 99L144 100V98H145V102H147L146 100H148V102L150 101V100H154L153 101V104L155 105V106H157L159 103H160V100H159V102H158V100L157 101H155L156 100V98L157 99H159L160 97H155V96H161V95H156L155 94V96H151L150 94H149V92H148V95H150L151 97H149L147 94H145ZM162 95H163V93H162ZM170 95L171 96H176V95H172V92L170 93ZM169 95V96H170ZM196 95V94H195ZM20 96V95H19ZM29 96V95H28ZM31 96V95H30ZM33 96V95H32ZM43 96V95H42ZM46 96H48V97H46ZM82 96V95H81ZM80 96V97H81ZM84 96V95H83ZM82 96V97H83ZM90 96H88L89 98H91ZM99 97H96V98H99L100 100H101V95H98ZM144 96V95H143ZM165 96V95H164ZM169 96H168V98L165 96V98L166 99H168V100H165L164 101V99L163 100H161V103L162 102H164V103H166L167 102V105L169 106V104H168V102H170L171 104H172V99H170L169 98ZM184 96V95H183ZM183 96H180V98L182 97V99L184 98ZM1 97V96H0ZM5 97H6V95H5ZM69 97V98H70ZM85 97V96H84ZM83 97V98H84ZM88 97H86V99H88ZM102 100L103 99H108L109 97H106V98H104V96L102 95ZM116 97V96H115ZM121 97H122V94H121ZM123 97H124V99L126 100H121V101H125V103L126 104H128L127 103V98H129V97H125L124 95H123ZM122 97V98H123ZM140 97H142V96H140ZM148 97H149V99H148ZM154 97H155V99H154ZM177 97V96H176ZM175 97V98H176ZM179 97V96H178ZM191 97V96H190ZM20 98V97H19ZM29 97H27V99H28ZM31 98V97H30ZM35 98V97H34ZM40 98H41V96H40ZM59 98H60V96H59ZM63 99H64V101L66 100V97L65 96H63L62 97ZM69 98H67V99H69ZM93 98H92V103L93 102H95L96 104H97V102L96 101H98L96 98H94L96 101H93ZM122 98H120V99H122ZM151 98V99H150ZM163 98V97H162ZM161 98V99H162ZM174 98V99H175ZM5 99V98H4ZM24 99V103H25V105L23 106V105H20V108L19 109H21V110H19V111H22V109H25V106H26V108L28 109L29 108V106H31V104L28 102L29 100H27V102L29 103V105L26 103V100ZM32 99H33V97H32ZM36 99H37V97L34 99V102H36ZM53 99H56V98H53ZM63 99H62V103H63ZM85 98H84V100H85V102H84V100H82V98H81V100L80 101H83L84 103H86V100ZM131 99V98H130ZM141 99V98H140ZM169 99H170V101H169ZM173 99V100H174ZM179 99V98H178ZM178 99H176V100H178ZM17 100V101H16ZM20 100H21V98H20ZM20 100H18V98L17 99H15L14 101H13V104H14V102H16L15 103V105L17 104V102H18V104H21V102L22 101H20ZM23 100V99H22ZM38 100H42V99H38ZM37 100V101H38ZM60 99H58L57 100V103H58V101H59ZM99 100V101H100ZM101 100V103H104L103 101H105V100H103L102 101ZM111 100V101H110ZM110 100H106V102L107 103H109L110 104V102H113L112 100L113 99H111V97H110ZM116 100L117 101H119V99H117L116 98ZM115 100V101H116ZM175 100V101H176ZM184 100V99H183ZM188 100V99H187ZM193 101H194V99H192ZM192 100H190V102L192 101ZM1 101H2V99H1ZM8 101V102H9ZM46 101H48V102H46ZM50 101H52L54 104L56 103V101L54 102L53 100H51L50 99ZM72 101H75V100H72ZM71 101V102H72ZM121 101H119L118 103L119 104H121L122 102ZM128 101H130V100H128ZM136 101H137V99H136ZM135 101V102H136ZM139 101V100H138ZM180 101V100H179ZM185 101V100H184ZM181 102V103H185V102ZM189 101V100H188ZM192 101V103H195L196 101H194L193 102ZM197 101H198V97H197ZM30 102H32L33 103V105L35 104L33 101H31V99H30ZM51 102V103H52ZM66 102L68 103V101L66 100ZM65 102V103H66ZM82 102V103H83ZM89 102V104L91 103V101L89 100L88 101ZM88 102H87V104H88ZM121 102V103H120ZM132 102V101H131ZM130 102V103H131ZM140 102H141V104L143 103L141 100H140ZM147 102V103H148ZM151 102V101H150ZM156 102H158L157 103V105H156ZM187 102V101H186ZM190 102H189V104H190ZM37 103V102H36ZM38 103H41V102H38ZM51 103L48 105V106H51L52 107V105H54V104H52L51 105ZM75 103H76V101H75ZM91 103V104H92ZM114 103V102H113ZM124 103V102H123ZM125 103L124 104H121V105H125ZM129 103V104H130ZM134 103V102H133ZM152 103V102H151ZM175 103V102H174ZM10 104V103H9ZM10 104V105H11ZM12 104V105H13ZM28 105V107H27V105ZM59 104H61V103H59ZM69 104H71V103H69ZM86 104V105H87ZM88 104V105H89ZM115 105L117 104V102H115L114 103ZM113 104V105H114ZM128 104V105H129ZM132 104V103H131ZM136 104V103H135ZM139 104V106H140V103H138ZM149 104V103H148ZM163 104V103H162ZM188 104V103H187ZM187 104H181L183 107H185V105L186 106H190V105H187ZM4 105H6V104H4ZM58 105V104H57ZM65 105V104H64ZM85 105V104H84ZM101 105V104H100ZM100 105H98V107L100 106ZM104 105V104H103ZM152 105V104H151ZM151 105L149 104V106L151 107ZM173 105V104H172ZM181 105H179L180 107H181ZM194 105V104H193ZM17 106H19V105H17ZM16 106V107H17ZM59 106V105H58ZM58 106H56V108L58 107ZM65 106H67V105H65ZM68 106H70V105H68ZM67 106V107H68ZM95 105H92V107H94ZM105 106V105H104ZM116 106H118V105H116ZM116 106L115 107H113L112 106V104H111V106L110 107H113V109L115 108L116 110H117V108H116ZM120 106V105H119ZM138 106V105H137ZM142 107H141V110H142V108L144 109V107L146 106V103H144L143 105H141ZM144 106V107H143ZM154 106V107H155ZM176 106H178V105H176ZM179 106H178V108H179ZM192 106V105H191ZM4 107V106H3ZM6 107H8V106H6ZM10 107H12V106H10ZM22 107V108H21ZM24 107V108H23ZM35 107H37L36 105H35ZM34 107V109L32 108V107H30V108H32L33 110H34V113L35 112H37L36 111V109L38 108H35ZM45 107H47V106H45ZM55 107V106H54ZM67 107H65L66 109H64V111L66 110L67 112H68V110L71 108H67ZM87 107V106H86ZM89 107H91V106H89ZM95 107H97V105L95 106ZM110 107H107L108 109L110 108ZM152 107H153V105H152ZM149 108L148 107V105H147V107H146V109L145 110H149V109H153V108ZM171 108H172V106H170ZM183 107H182V110H183ZM192 107H194V106H192ZM191 107V108H192ZM14 108H15V106H14ZM30 108L28 109V111L31 113V112H33V110L32 111H30ZM60 108V106L57 108V109H59ZM79 108V107H78ZM82 108V107H81ZM101 108H102V106H101ZM106 108V109H107ZM125 108H126V106H125ZM148 108V109H147ZM158 108V107H157ZM156 108V109H157ZM177 108V107H176ZM176 108H175V110H176ZM190 108V109H191ZM194 108H196V107H194ZM4 109V108H3ZM9 109V108H8ZM12 109H13V107H12ZM39 109V108H38ZM42 109H43V107H42ZM49 109V108H48ZM51 110H52V108H50ZM56 109V110H57ZM61 109V108H60ZM59 109V110H60ZM73 109H75V107L73 108ZM73 109H70V111L67 113V115H72L71 116V118L70 117H68L67 115H63L64 117H65V119L67 118H70V119H72L73 117V120L72 121H70V119H69V121L71 122V123H73L74 121H76V120H78L79 118H81L80 116H81V113L83 112H81L80 113V116H79V112H80V110H79V112H76V111H74ZM76 109H77V107H76ZM93 109V108H92ZM91 109V110H92ZM106 109H102V110H106ZM108 109H107V111H108ZM112 109V108H111ZM140 109V108H139ZM167 109V111H169L168 110V107L166 108ZM166 109L164 110V112L166 111ZM172 109H174V108H172ZM172 109H170V110H172ZM187 109V108H186ZM186 109H184L185 111H188V110H186ZM202 109V108H201ZM201 109H199V110H201ZM2 110V109H1ZM39 110H41V108L39 109ZM53 110H54V108H53ZM56 110H54L55 112H53V114L55 113V114H57V113H59V112H61V111H59V112H57L56 113ZM82 110H84V109H82ZM95 110V109H94ZM98 110V109H97ZM99 110H101L100 108H99ZM118 110H119V108H118ZM121 110V109H120ZM138 110V109H137ZM141 110H139V113H141ZM158 110H161L160 108L158 109ZM181 110V109H180ZM179 110V111H180ZM235 110V109H234ZM234 110L232 111V112H234ZM5 111H7V110H5ZM10 111H11V109H10ZM12 111H15L14 109L12 110ZM12 111L10 112V115L11 114H13V113H15V112H13L12 113ZM18 111V112H19ZM25 111H26V109H25ZM28 111H26L25 113H28L29 114V112ZM64 111H62L61 113H60V117H61V114H63V112ZM76 112V113H70V112ZM109 111H110V109H109ZM143 111V113H146V112H144V110H142ZM167 111H166V113H164L163 111H158L157 113L158 114H160V116L162 117V118H167L168 117V113H170V115H172L174 118L175 117H177V115H173V112L172 111H170V112H168L167 113ZM174 111V110H173ZM178 110H176V112H177ZM196 111V113L198 114V112H197V109H194V112ZM9 112V111H8ZM39 112V111H38ZM37 112V113H38ZM41 112H43V111H41ZM40 112V113H41ZM46 112H49V110L47 111V110H45V114H46ZM92 112V111H91ZM101 112V111H100ZM151 113V111H148V113ZM163 112V113H162ZM201 112H204V114L205 113H207V112H205V110L203 109ZM201 112H199V114L201 113ZM237 112V110L234 112V113H236ZM21 113V112H20ZM17 113L16 114V116H15V114H14V117H18L19 115H21L20 117L22 118V117H24L23 116V113ZM65 113V112H64ZM84 113H85V111H84ZM95 113V112H94ZM98 113V112H97ZM109 113H111V111L109 112ZM116 113V112H115ZM125 113V112H124ZM138 113V114H139ZM161 113L163 114V115H165V114H168L167 116L165 115V117L163 116V115H161ZM175 113V112H174ZM186 113H188V112H186ZM190 113H192L193 114V111L191 110V112ZM234 113H230V115H229V117L231 116V115H233ZM6 114V113H5ZM9 114V113H8ZM32 114V113H31ZM44 114V115H45ZM52 113H51V115H53ZM54 114V115H55ZM73 114H76V117L77 116H79V118L78 119H76L75 118V116H73ZM90 114V113H89ZM96 114V113H95ZM122 114V113H121ZM153 113H151V115H152ZM156 114V113H155ZM177 114V113H176ZM179 114H180V112H179ZM178 114V115H179ZM184 114V113H183ZM182 114V115H183ZM191 114V115H192ZM34 115H36V113L34 114ZM41 115V114H40ZM54 115L52 116V117H54ZM82 115H84L83 113H82ZM98 115H99V113H98ZM97 115V116H98ZM103 115V114H102ZM105 115V114H104ZM107 115H109V114H107ZM115 115V114H114ZM123 115H125V114H123ZM182 115H181V117H182ZM188 115V114H187ZM194 115H196L195 113H194ZM203 115V114H202ZM206 115V114H205ZM205 115H204V117H205ZM2 116V115H1ZM25 116H27V117H24L25 119H27V120H25L24 118V120L25 121H27L26 123L29 125V122H31L30 123V125H29V127L31 128L32 127V120L30 121L29 120V118H28V115L26 114ZM37 117H38V115H36ZM35 116V117H36ZM48 117H45L44 116V118L46 119H48L49 120V115H47ZM56 116V115H55ZM101 116V115H100ZM113 116V115H109V118H111V117ZM118 116V115H117ZM140 116V120L141 119H143V117H141V115H138V117ZM159 115H157V117H160ZM171 116V117H172ZM186 115H184V119L186 118L185 117ZM197 116V115H196ZM209 117L210 115L208 114V115H206V117ZM216 116L218 117V115H214V117L216 118ZM220 116V115H219ZM224 115H222V116H220V117H218V118H227L228 116L226 115V116H224ZM242 117H243V115H241ZM34 116L33 117H30L31 119H33L34 120V118H35ZM36 117V118H37ZM51 117V116H50ZM51 117V118H52ZM58 117V118H57ZM64 117H61L60 118V120H61V123H62V120H64ZM83 117H85V116H83ZM92 116H89V119L91 118ZM99 117V116H98ZM114 117V116H113ZM111 118V119H114V118ZM118 117H120V119H121V115L120 116H118ZM126 117V120L128 121L129 120V117L130 116H125ZM125 117L124 118H122V119H124L125 120ZM134 118L136 117V115L135 116H133ZM133 117H130V121H134V118ZM156 117V116H155ZM157 117L156 118H152V117H150L149 119H157ZM160 117V118H161ZM188 118H189V116H187ZM194 117V116H193ZM203 117V118H204ZM207 117V118H208ZM211 117V116H210ZM228 117V118H229ZM5 118H6V116H5ZM4 118V119H5ZM9 118H11V117H9ZM35 118V119H36ZM39 118H40V116H39ZM55 118H57L58 119V122H59V115L57 114V116L55 117ZM96 118V117H95ZM104 118V117H103ZM105 118H107V120H108V116H105ZM132 118V119H131ZM160 118H158V119H160ZM161 118V119H162ZM165 118V119H166ZM203 118H201V120L203 119ZM206 118V119H207ZM218 118H216V121H217V119ZM220 119V120H223V121H221L220 123V125L222 126V123L224 122V120L225 121H228L227 119ZM231 118V117H230ZM7 119H8V117H7ZM43 119V118H42ZM41 119V120H42ZM52 119H54V118H52ZM67 119H66V121H67ZM76 119V120H75ZM82 119V118H81ZM89 119L87 120V121H85L84 120V118L82 119L83 121L81 122L82 124L84 123V122H88L87 123V126H89L88 124H90V123H92V122H90L89 121ZM93 119H94V116H93ZM93 119L91 120V121H93ZM99 119H100V117H99ZM101 119H102V117H101ZM100 119V120H101ZM111 119H109L110 120V122L108 123V121H107V123H106V121H105V125L106 124H110L111 122H115V121H120L119 119H117V120H115V121H111ZM122 119H121V121H122ZM136 119H137V122H136ZM135 119V122H136V124L134 125V124H132V125H134L135 127H136V125L137 124H139V125H141L142 124V122H139L140 120L138 119V118H136ZM170 120L172 119V118H169ZM168 118H167V120H169ZM176 119V118H175ZM187 119V118H186ZM197 119V118H196ZM209 119H211V118H209ZM209 119H208V121H209ZM212 119H214L213 118V115H212ZM212 119H211V124H214L215 122H214V120L212 121ZM241 119V122H242V118H240ZM244 119L245 118H243V121H244ZM1 120V119H0ZM12 120V119H11ZM16 120H18V118L16 119ZM29 120V121H28ZM51 120V119H50ZM50 120H49V122H50ZM96 120L97 121H99V123L101 124V122H102V124L100 125V126H98V123L96 124ZM96 120H94L95 121V124L98 126V127H102V125H103V120H106V119H103L102 121H100V120H98V119H96ZM123 120V121H124ZM120 121L121 123H125V122H127V121ZM139 120V121H138ZM145 120H147V121H149L148 119H144L143 121H144V125L146 124V123H148V122H146ZM169 120V121H170ZM182 120H183V118H182ZM199 120V119H198ZM197 120V121H198ZM201 120H199V123L201 124ZM204 120H205V118H204ZM204 120H202V124H204V125H206L205 124V122L203 123V121ZM4 121V120H3ZM38 121V120H37ZM40 121V120H39ZM38 121V122H39ZM81 120H79V122H80ZM93 121V122H94ZM129 121V123L131 124V122ZM160 121V120H159ZM163 121V120H162ZM162 121H160V123L162 122ZM172 121V120H171ZM194 121V120H193ZM193 121H191V123L193 122ZM206 121V120H205ZM208 121H206V123H209L210 124V122H208ZM2 122V121H1ZM11 122H14L13 120L11 121ZM18 122H20V120H18ZM24 121L23 120H21V123H23ZM41 122V121H40ZM39 122V123H40ZM47 122V121H46ZM56 122V121H55ZM57 122V123H58ZM69 122V123H70ZM77 122L78 121H76L75 122V124H73V125H70V127L71 126H73V127H71V128H74L75 127V130H76V126L75 125H77ZM78 122V124H80ZM117 122V123H118ZM119 122V123H120ZM139 122V123H138ZM150 123H152V122H155V124H154V126L153 125H149V124H146L147 125V127H145L144 126V131H148V133H149V131L150 130H152V127H154V130L155 131H153L154 133L156 132V129H158L157 128V126H156V121H149ZM165 122H166V120H165ZM164 122V123H165ZM189 122V121H188ZM214 122V123H213ZM240 122V121H239ZM239 122H238V124H239ZM246 123H247V121H245ZM21 123H19L20 125H21ZM26 123L24 122L23 124H25L26 125ZM34 123H37V122H34ZM38 123V124H39ZM52 123H54L53 121H52ZM70 123V124H71ZM117 123H112V125L113 124H116L117 126L119 125V123L117 124ZM120 123V125H122ZM132 123H134V122H132ZM164 123H161L160 125H162V124H164ZM170 123V122H169ZM172 123V122H171ZM191 123L189 124V125H191ZM197 123V122H196ZM196 123H194L193 122V125L194 124H196ZM225 123V122H224ZM242 123H244V122H242ZM248 123H249V121H248ZM4 124V123H3ZM6 124V123H5ZM12 124V123H11ZM18 124V123H17ZM18 124V125H19ZM43 124V123H42ZM56 124V123H55ZM59 124V123H58ZM67 124H68V122H67ZM81 124V125H82ZM93 125H94V123H92ZM129 124V125H130ZM153 124V123H152ZM186 124V123H185ZM201 124V125H202ZM216 124H218V123H216ZM216 124H214V126L216 125ZM226 126H228V125H230L228 122H226ZM238 124H236V127L237 126H239ZM25 125H23V128H21L22 130H24V126ZM28 125H26L27 127H28ZM34 125V124H33ZM41 125V124H40ZM43 125H45V124H43ZM47 125H49L50 126V124H47ZM52 126H53V124H51ZM62 125H64V127L65 126H67V125H65V120L63 121V123H62ZM62 125H61V128H62ZM69 125V124H68ZM81 125H78L77 126V131L79 130V129H81V128H84V130H85V127H87V126H85L84 124H83V126L81 127ZM93 125H91V128H92V126ZM119 125V126H120ZM125 125H127V123H125L124 124V126ZM138 125V126H139ZM148 125L149 126H152L151 128L149 127L148 128ZM165 125V124H164ZM163 125V128H162V126H161V129H168L169 130V127L167 126V125H165L164 126ZM198 124H196L195 126H197ZM201 125H199V126H197V128L198 127H201ZM204 125H202V126H204ZM208 125V124H207ZM243 125H245V124H243ZM248 125V124H247ZM247 125H245V127L244 126H242V127H244V132H243V130L241 129V128H239L238 130H235V131H237V133H238V131L241 129V131L244 133V135H246L245 133V129L246 128H249V126L247 127ZM6 126H8V125H6ZM10 126V125H9ZM12 126V125H11ZM10 126V127H11ZM22 126V125H21ZM36 126H38V125H36ZM51 126V127H52ZM58 126H60V124L58 125ZM81 128H80V127ZM97 126H96V128H97ZM181 126H182V124H181ZM209 126H212V125H209ZM224 127H225V124L223 125ZM240 126V127H241ZM20 127V126H19ZM35 126H33L32 128H34ZM42 128H43V126H41ZM40 127V128H41ZM55 127V126H54ZM69 127V126H68ZM69 127V128H70ZM79 127V128H78ZM104 127V126H103ZM122 127V126H121ZM135 127H128V125H127V127H123V128H125V129H127V130H129L130 128H132V130L134 129V133L135 134H137V137L139 136H141V138H143L144 140L146 139V137L147 136H149V137H152V131L149 133V134H151V135H148V133H147V135H146V133H144V131H143V129H142V127H143V125L142 126H140V127H138L137 129H139L138 131H140V132H138L137 131V133H136V131H135ZM165 127V128H164ZM168 127V128H167ZM191 127V126H190ZM205 127V126H204ZM45 128V127H44ZM59 128V127H58ZM59 128L60 130H61V132L62 133H60V135H59V137L61 136V134H62V137L63 138H66L65 140H71V141H73V142H76V141H78V139H79V137H78V139L76 138V140H75V138L74 137H71L72 139H70V138H68L67 139V136L69 135V137L70 136H72V132L71 131H73L72 129H70L71 131V135L68 133L69 132V130L67 131V129H66V131L62 128ZM88 128V127H87ZM93 128H95V126H93ZM95 128V129H96ZM140 128L142 129V130H140ZM146 128V129H145ZM156 128V129H155ZM174 128H177V129H179V127H174ZM202 128V127H201ZM219 127H217V129H218ZM221 128V127H220ZM219 128V129H220ZM230 128H231V126H230ZM229 128V129H230ZM234 128V126L232 127V129ZM12 129H14V128H12ZM15 129H20V128H16L15 127ZM55 129H57V127L55 128ZM136 129V130H137ZM160 129V128H159ZM166 129L164 130V131H166ZM177 129H174L173 131H172V129L171 130H169V131H167V134H168V136H169V133H171V131H172V133L170 134V135H173L174 133V131H177ZM185 129H187V128H185ZM210 128H208V129H205V132H207V133H209L208 132V130H209ZM225 129V128H224ZM235 129V128H234ZM233 129V130H234ZM28 131H29V129H27ZM34 130H36V128L34 129ZM33 130V131H34ZM65 131L66 133H64L63 131ZM83 130V131H84ZM91 129H86V131H90ZM181 130V128L179 129V131ZM192 130H193V127H192ZM212 130V129H211ZM226 130V129H225ZM231 130V129H230ZM248 130V129H247ZM25 131H26V127H25ZM24 131V132H25ZM37 131V130H36ZM41 131H43V130H41ZM53 131V130H52ZM56 131V130H55ZM54 131V132H55ZM77 131H76V133H77ZM85 131V132H86ZM129 131H131V129L129 130ZM143 131V132H142ZM164 131H161V133H160V136L162 137V135H164L163 136V138L166 136L165 134H166V132H164ZM179 131H177V133H175V134H178L179 133V135H180V133L181 134H183L182 133V130L179 132ZM186 131V130H185ZM184 131V132H185ZM189 131H190V129H189ZM214 131H216L215 129H214ZM213 131V132H214ZM235 131H233L234 133H235ZM240 131V132H241ZM17 132H20V130H17ZM23 132V133H24ZM27 132V131H26ZM30 132H31V130H30ZM30 132H27V134L29 133L30 134ZM35 132V131H34ZM39 132V131H38ZM36 133V134H32L31 133V135H24L23 133V135L27 138L28 136L30 137L29 139L31 140V138H33V137H31V136H34V139H35V136H37V134H40V133ZM44 132H45V130H44ZM44 132H41L42 133V135L44 134ZM50 132V131H49ZM132 132V131H131ZM141 132H142V134H141ZM158 132V131H157ZM156 132V133H157ZM160 132V131H159ZM169 132V133H168ZM193 132V131H192ZM191 132V133H192ZM202 132V131H201ZM217 132H220V131H217ZM221 132H222V128H221ZM225 132H228L229 133V131H225ZM224 131H223V134L225 133ZM239 132V133H240ZM247 132H249V130L247 131ZM58 133H59V131H58ZM58 133H56L55 132V135H58ZM67 133H68V135H67ZM87 133V132H86ZM143 133L145 134L144 136H142L143 135ZM153 133V135H154V138H155V140L153 139V138H151L150 140L151 141H155V143L158 145H156L157 147H155V145L154 144H152V142L150 143L151 145H150V147H152V145H154V148H158L159 147V144L156 142L159 138H160V140H163L161 137H159L158 136V134H157V136L155 135ZM163 133V134H162ZM165 133V134H164ZM200 133V132H199ZM230 133H232V132H230ZM242 133V134H243ZM63 134L65 135V137L63 136ZM133 134V133H132ZM132 134H130V135H132ZM138 134H141V135H138ZM162 134V135H161ZM187 134H189V133H187ZM187 134H186V136H187ZM193 134H195L196 135V133H193ZM219 134H221V133H219ZM249 134V133H248ZM252 134V133H251ZM250 134V135H251ZM42 135H40V137L42 136ZM54 135V134H53ZM54 135V136H55ZM173 135V139L174 140H172V139H170V141H171V144H173L172 142L173 141H176V142H180V140L182 141L183 140V138H182V136L183 135ZM233 135V134H232ZM235 135V134H234ZM244 135H242L241 137L243 138V136ZM254 135H255V133H254ZM254 135H253V137H254ZM43 136H45V134L43 135ZM49 136H50V133H49ZM51 137V138H55V137ZM133 136V135H132ZM135 136V135H134ZM158 138H156V137ZM167 136V137H168ZM174 136H176V139L177 138H181L180 140H176L175 138H174ZM177 136H179V137H177ZM184 136H185V133H184ZM186 136H185V139H187L186 138ZM192 136V135H191ZM197 136V135H196ZM209 136V135H208ZM214 136V135H213ZM230 137H231V135H229ZM238 136H240V135H238ZM256 136V135H255ZM39 137V136H38ZM39 137V138H40ZM58 137V136H57ZM136 137V138H137ZM138 137V138H139ZM149 137H147L148 139H149ZM188 137V136H187ZM189 137H190V135H189ZM195 137V136H194ZM203 137V136H202ZM224 137H225V135H224ZM245 137V136H244ZM247 137V136H246ZM45 138V141L46 140H48L47 139V137H44ZM63 138L61 139V137L59 138L61 141H60V145L62 144L61 142L63 141V142H67V143H71V141H64L63 140ZM74 138V139H73ZM141 138H139V140H142ZM166 138V137H165ZM164 138V139H165ZM169 138V137H168ZM191 138V137H190ZM190 138H188V139H190ZM205 138V137H204ZM208 138V137H207ZM211 138V137H210ZM221 138H223V137H221ZM239 138V137H238ZM42 139H43V137H41V139H40V141L41 142H43L42 141ZM56 139V138H55ZM54 139V140H55ZM187 139V140H188ZM193 137H192V139L190 140L193 144L195 143V141L193 142ZM197 139V138H196ZM227 139V138H226ZM230 139H232V138H230ZM50 140H52V139H50ZM52 141V142H47L48 144V147H49V145H51V143L53 144V142H55V141ZM138 140V141H139ZM150 140H148L149 142H150ZM160 140H158V142L160 141ZM169 140V139H168ZM186 140V141H187ZM209 140V139H208ZM239 140H240V138H239ZM254 140H255V137H254ZM257 140V139H256ZM36 141H37V139H36ZM58 142H59V140H57ZM147 141V139H146V145L149 143ZM153 141V142H154ZM166 141L167 140H164V141H160V142H162L161 144L164 146V145H166V147H169V146H173L172 148H176L178 145L176 144V142H174L176 145V147H174V145H170V144H168V143H170V142H168V143H166ZM186 141L184 140V141H182V142H185L186 143ZM197 141V140H196ZM205 141V140H204ZM207 141V140H206ZM205 141V142H206ZM211 141V140H210ZM229 141V140H228ZM30 142V141H29ZM32 142V141H31ZM58 142L55 144H53L52 146H50V147H53L54 146V148L55 147H58V146H56L57 144H58ZM123 142V141H122ZM142 143L144 142L143 140L141 141ZM165 142V143H164ZM182 142H180V144H181V146H185L186 144H182ZM188 142V144L187 145H189L190 146V144H192L191 142L189 143V141H187ZM198 142V141H197ZM201 142V141H200ZM199 142V143H200ZM215 142H217L218 143V141H215ZM235 142V141H234ZM237 142H239V141H237ZM241 142V141H240ZM258 142L260 143V145L262 144L259 140H258ZM257 142V143H258ZM34 143H35V140H33V142L31 143V144H33L34 145ZM39 143V142H38ZM145 143V142H144ZM199 143H197V144H199ZM211 143H212V141H211ZM211 143H209V144H211ZM216 143V144H217ZM42 144V143H41ZM41 144H39V145H41ZM68 144V145H69ZM71 144H74V143H71ZM71 144L69 145V146H71ZM179 144V143H178ZM196 144V143H195ZM196 144V145H197ZM201 144V143H200ZM213 144H214V141H213ZM213 144H211V145H213ZM215 144V145H216ZM235 144H237V143H235ZM39 145L37 146V145H34L33 147H34V149H36V147L39 149V148H41L42 149V147H43V145L45 146L46 144L43 142V144L41 145V147H39ZM64 145V144H63ZM63 145H61V147L63 146ZM68 145H66L67 146V148L69 147ZM162 145H160V147H162V148H160L159 147V149L160 150H162L163 149V146ZM202 146H203V144H201ZM201 145H199L200 147H201ZM218 145V144H217ZM234 145V144H233ZM36 146V147H35ZM180 146V145H179ZM181 146L178 148V152L180 151L179 149L181 148ZM189 146H187V147H189ZM193 146V145H192ZM198 146V145H197ZM210 145H207V147L208 148H210L209 147ZM227 146V145H226ZM46 148V146H45V148H46V150H49V149H51V148ZM60 147V146H59ZM58 147V148H59ZM73 147V146H72ZM207 147H204L203 146V150H205L204 152H203V150L201 151V149H202V147L199 149V148H197L196 146L194 147H189V148H197L199 151H201V152H203L205 155H206V151H208L209 150V153L207 152V154H210V152L211 153H213V154H215L214 153V151H213V148L211 149H204V148H207ZM214 148H215V146H213ZM218 147V146H217ZM237 147H239L238 145H237ZM255 147H256V145H255ZM262 147V146H261ZM45 148L43 147V149L45 150ZM66 148V151L69 149H67ZM172 148H171V151H172ZM183 148V147H182ZM189 148H186V146L183 148V149H187V151H189L188 149ZM220 148H222V147H220ZM219 148V149H220ZM225 148V147H224ZM248 148V147H247ZM65 149V148H64ZM64 149H62L63 151H61L60 152V148H59V152H60V155L58 154V151L56 152V150H58V149H55V153H57L56 154V157H58V162H63L64 161V164L62 165V164H60V163H55L57 160V158L55 157L54 158V156H53V153H54V151H53V153L51 154V153H49V154H51L52 155V157L54 158V160H55V162L53 163V165L54 164H56L57 165V168L56 169H58L57 171L59 172V171H61V169L59 170V166L60 165H62L63 166V168L65 167V169H66V166L68 167L69 166V164L68 163H71V162H68V161H71V157H70V153H67ZM159 149H157V150H159ZM168 149V148H167ZM167 149H165V147H164V149L162 150L163 151V153H162V151H161V153L162 154H164V152L166 153V151H167ZM169 149H170V147H169ZM168 149V150H169ZM197 149L195 150L194 149V151H197ZM215 149H217V148H215ZM223 149V148H222ZM221 149V150H222ZM227 149V148H226ZM236 149V148H235ZM238 149V148H237ZM239 149H241V147L239 148ZM256 149H259V146H258V148H256ZM263 149H264V147H263ZM37 150V149H36ZM52 150V149H51ZM50 150V151H51ZM154 150V149H153ZM157 150H156V152H157ZM164 150H166V151H164ZM213 152H212V151ZM221 150L219 151L218 149H217V151L216 152H221ZM224 150V149H223ZM243 150V149H242ZM259 150H262V149H259ZM38 151V150H37ZM43 151V150H42ZM50 151H46V152H50ZM171 151H169V153L167 154L166 153V156L167 155H169L170 156V152ZM183 150H181V152H182ZM187 151L185 152V153H187ZM192 151H193V149H192ZM191 151V152H192ZM225 151V150H224ZM224 151H222L221 153H223ZM235 151V150H234ZM245 151V150H244ZM39 152H41V150L39 151ZM44 152V151H43ZM42 152V153H43ZM65 152V153H64ZM68 152H70V151H68ZM158 152H160V151H158ZM175 152V150L173 149V152L171 153V154H173ZM231 152V151H230ZM236 152V151H235ZM239 152V151H238ZM241 152V151H240ZM258 152V151H257ZM260 152V151H259ZM42 153H40V155L42 154ZM64 153V154H63ZM67 153V159L65 158V154ZM219 154L218 155V153H217V156L219 157H223L224 156V154L226 153H224L223 154V156H222V154ZM228 153V152H227ZM244 153V152H243ZM246 153H247V151H246ZM261 153V152H260ZM47 154V153H46ZM180 154V153H179ZM182 155H183V159H181V160H184V154H183V152L181 153ZM180 154V155H181ZM192 154V153H191ZM191 154H190V156H191ZM194 154V153H193ZM203 154V155H204ZM229 154V153H228ZM227 154V155H228ZM233 154V153H232ZM238 154V153H237ZM259 154V153H258ZM262 154V153H261ZM45 155V152H44V154H43V156ZM63 155H65L64 157H63ZM174 156H175V153L173 154ZM173 155H171V157L173 156ZM189 155V154H188ZM202 155V156H203ZM226 155V154H225ZM245 154H243V156H244ZM252 155V154H251ZM46 156V155H45ZM176 156H178V154L176 155ZM194 156V155H193ZM197 157H199L200 155H196ZM209 156V155H208ZM210 156H212V155H210ZM214 156V155H213ZM229 156V155H228ZM231 156V155H230ZM235 156H237V155H235ZM242 156V157H243ZM247 156H249V158L248 159H250V158H252V156H250V154L249 155H247ZM39 157V156H38ZM47 158H52L51 156H49L48 157V155L46 156ZM78 157V156H77ZM192 157V156H191ZM218 157H216V154H215V156H214V158L217 160V158ZM219 157V159L221 160V159H223V158H220ZM225 158H226V160H228V162H230V161H234V157L232 158V160L230 159V161H229V157L227 158V156H224ZM238 157V156H237ZM52 158V159H53ZM61 158V159H60ZM65 158V159H64ZM71 158V159H70ZM179 158V157H178ZM181 158V157H180ZM201 159L203 158H205V156H203V157H200ZM206 158H207V156H206ZM224 158V159H225ZM240 158V157H239ZM260 158H262L263 159V156L261 155V157ZM44 159H45V157H44ZM63 159V161H60V160H62ZM68 159H70V160H68ZM177 159V158H176ZM186 159V158H185ZM188 159V158H187ZM199 159V158H198ZM208 159H209V157H208ZM213 159V158H212ZM218 159V160H219ZM246 159H247V157H246ZM261 159V160H262ZM48 160H50V159H48ZM47 159H45V161H43V162H46V161H48ZM65 160H67V162L65 161ZM200 160V159H199ZM210 160H211V157H210ZM214 160V159H213ZM219 160V162H221ZM237 160V159H236ZM235 160V161H236ZM251 160H254V157H253V159H251ZM258 160V162L257 163H259V159H257ZM39 162H42V161H40V160H38ZM53 161V160H52ZM185 161V160H184ZM190 161H191V159H190ZM197 161V160H196ZM200 161H202V160H200ZM209 161V160H208ZM223 161V160H222ZM225 161V160H224ZM224 161H223V163H224ZM238 161V160H237ZM240 161H243V159L241 160L240 159ZM239 161V162H240ZM245 161H247V160H245ZM244 161V162H245ZM248 161H250V160H248ZM248 161H247V163H248ZM264 161V160H263ZM183 162V161H182ZM195 162V161H194ZM194 162L192 161V163L194 164ZM216 162H218V161H216ZM227 162V161H226ZM226 162H225V165H226ZM253 162V161H252ZM251 162V163H252ZM48 163V162H47ZM68 165H67V164ZM185 163H186V161H185ZM187 163H189L188 161H187ZM222 163V162H221ZM220 163V164H221ZM237 164H238V162H236ZM246 163V162H245ZM254 163H256L255 161H254ZM0 164H3L5 167H7V168H11L12 169V173H13V176H14V182L8 187V188H10V190L12 189V190H14L13 188L16 186V180L15 179H17V178H15V173H17L16 172V163H15V160L14 159H10V158H8V156H7V150H6V148H4V147H0ZM46 164V163H45ZM50 164H52L51 162H50ZM66 164V165H65ZM196 164V163H195ZM215 164V163H214ZM233 164V163H232ZM232 164H230V167L232 166ZM56 165H55V167H56ZM59 165V166H58ZM205 165V164H204ZM212 165V164H211ZM236 165V164H235ZM235 165H234V167H235ZM239 165V164H238ZM242 165V164H241ZM243 165H245L244 163H243ZM249 165L251 166V164H250V162H249ZM43 166H44V164H43ZM49 165L48 164H46V167H48ZM197 166V165H196ZM201 166V165H200ZM227 167H228V169H229V166L228 165H226ZM237 166V165H236ZM252 166H256V165H252ZM251 166V167H252ZM258 166V170H259V168H261L262 167V165L260 166V165H257ZM260 166V167H259ZM45 166H44V168H46ZM54 167V168H55ZM206 167H208L207 165H206ZM226 167V168H227ZM233 167V166H232ZM231 168V169H235V168ZM239 167V166H238ZM249 167V166H248ZM251 167H249V168H251ZM263 167H264V165H263ZM49 168V167H48ZM51 168H53V167H51ZM60 168H62V167H60ZM62 168V169H63ZM176 169H177V167H175ZM182 168V167H181ZM185 168V167H184ZM191 168V167H190ZM190 168L188 167V169L190 170ZM200 168V167H199ZM199 168H197L198 170H201V169H199ZM201 168H205V166H202ZM210 168V167H209ZM209 168H207L208 170H209ZM243 167L241 166V170H245V172H246V168H247V166H246V168L245 169H242ZM249 168H247L248 170H247V173H248V171L250 170ZM254 167H252L251 169H253ZM194 169V168H193ZM224 169H225V167H224ZM237 169H240V167L239 168H237ZM254 169H256L257 170V168L255 167ZM64 170V169H63ZM62 170V171H63ZM182 170V169H181ZM206 170V169H205ZM204 169L203 170H201V171H205ZM226 170V169H225ZM240 170V172H242ZM56 171V170H55ZM178 171H179V168H178ZM187 171V170H186ZM195 171V170H194ZM227 171V170H226ZM196 172V171H195ZM194 172V173H195ZM199 172V171H198ZM230 172V171H229ZM229 172H228V174L226 175V173H223L218 167H215V168H210V170L209 171H207V173H205V174H203V177H202V179L203 180H206V182L207 183H210V184H217V185H223V186H228V187H230V188H232V189H234L237 193H239L244 199H246L248 202H249V204H250V206L252 207V209H254V210H257V209H260V208H262V207H264V185H262L261 184V181L258 179V180H256L255 179V177L253 178V176L251 177V176H249V177H246V176H241V175H239L238 173H240V172H238V170L237 171H234V172H232L230 175H229ZM60 173V172H59ZM246 173V174H247ZM15 174V175H14ZM200 174V173H199ZM241 174H243V173H241ZM18 175V174H17ZM243 175H245V174H243ZM53 176V175H52ZM52 176H49V178L50 177H52ZM55 176H56V174H55ZM59 175H57V177H58ZM201 176V175H200ZM248 176V175H247ZM54 177V176H53ZM55 179H56V177H54ZM59 178V177H58ZM55 181V180H54ZM58 182V181H57ZM107 187V186H106ZM18 188V187H17ZM98 188H100V190L102 189V188H104V187H98ZM109 189V191H107L106 189ZM107 188H105V190H104V192H103V195H104V197L103 198H100V200H98V202H92L93 203V207H91V206H89V207H87L90 203L89 202H91V201H89V202H87L88 204H85L84 206H86L88 209H90V207L92 208V209H94L95 208V214L97 213L96 212V210L97 211H101V212H106L105 214L106 215H109V217L111 218V219H114V220H120V222L121 223H123V224H119V225H117V226H114V225H112V226H106L105 228H102V229H98V228H90V229H87V231H85V232H83L82 234H80L78 231V229L76 228V229H74V230H72V231H68V232H65V233H63L62 235H61V238L62 239H64L67 243H66V247H67V251H68V253L70 254L71 253V251H70V248L72 247V245H74V244H80V245H83L84 246V248L82 249L83 250V252L84 251H87V252H91L93 255H99V258L100 259H102V260H105L106 262H107V264H236V261H234V260H228V259H225V258H214V256H213V254L211 255L210 254V252H207V250H200V251H195V250H193V248L192 247H196L195 245H196V242H200V243H208V242H211L212 244H214L215 246H217V247H221V246H225L230 240L228 239L230 236H231V234L234 232V233H237V231L240 229V228H242V230H243V228H244V226H245V222H244V220H242L241 219V217H240V215H238V217H236L235 219H232V220H230V219H227L226 218V213H224V211H223V209L222 208H216V207H210V208H208L207 210H206V212H205V214L203 215V216H198V215H187V213H185V212H181V210H177V205H172V204H169V203H166L165 204V202H164V197L165 196H168L169 195V192H162V194H160V193H154V195L153 196H150L149 197V200L147 201V203H144L143 202V206H140V204H141V202H139V201H137V199H130V198H128V197H125V196H123L122 198L119 196V195H121L120 194V192H119V194H117L116 192H114V190L111 188V190L112 191H110V187H107ZM0 189H4V188H0ZM11 190V191H12ZM16 190H18V189H16ZM97 190V189H96ZM95 190V191H96ZM3 191V190H2ZM1 191V192H2ZM7 191H9V189H7ZM95 191H93V192H95ZM98 191H99V189H98ZM10 192V191H9ZM100 192V191H99ZM102 192V191H101ZM6 193V191L3 193V194H5ZM1 195V194H0ZM91 196V195H90ZM90 196H89V198H90ZM122 196V195H121ZM92 199H93V196H92ZM91 203V204H92ZM165 204L164 206L162 205V204ZM140 206V209H139V211H141V212H144V216H148V214L150 215L151 214V216H150V218H144L143 220L137 215V214H134L132 211H134L135 209H137L139 206ZM83 206V207H84ZM236 206H239V203H236ZM88 209H86L85 208V210H88ZM84 210V209H83ZM89 211V210H88ZM92 212V211H91ZM137 212H138V210H137ZM99 213V212H98ZM105 214H103V215H105ZM143 214V213H142ZM97 215V214H96ZM98 215H100V214H98ZM104 216V217H107V216ZM110 215H112V216H110ZM9 216V218H10V220L8 221V223L6 222V225H8V224H10V223H16L18 226H23V232H24V238L23 239H26L27 237L26 236H28L29 235V233H30V231L32 230V229H34V224L33 223H30V224H28V225H25V224H23V223H20V220H18L17 218H15V217H13L12 215H8ZM0 218H1V214H0ZM89 218L90 219H94L95 218V215L94 214H92L91 216H89ZM260 219L262 220V218L261 217H259L257 220H256V222H254V224H253V228H264V220L263 221H260ZM142 223L143 225H145V226H149V227H153V228H155V229H157L158 230V232H154V230L152 231V230H150V229H146V230H143L142 228H143V226H138L139 228H136V229H132V226H133V224H138V223ZM177 224H180L179 225V227L177 226ZM183 224V225H182ZM184 225H186V226H188V227H185ZM137 226V225H136ZM189 226H191V227H189ZM142 227V228H141ZM4 228V227H3ZM3 228H1V226H0V230H2ZM238 228V229H237ZM73 234H75V235H73ZM14 240H15V237L13 236V237H11V238H9V240L8 241H5V242H2V241H0V250H3L4 248H7V246L8 245H10V244H13L14 243ZM83 243V244H82ZM204 246V245H203ZM209 246V245H208ZM222 247V248H223ZM226 247V246H225ZM225 247L223 248V249H225ZM212 248V247H211ZM220 249V248H219ZM222 249V250H223ZM255 252L256 251H258V252H260V251H264V244L262 245V246H259V247H257L255 250H254ZM73 252H74V250H73ZM82 252V253H83ZM81 253V254H82ZM81 254L80 253H78V252H76L75 254H74V256L72 257V260L71 261H68V264H78V259L80 258V256H81ZM261 254V253H260ZM256 256H258L259 257V254L257 255V254H255ZM254 255V256H255ZM213 256V257H212ZM254 256H253V258H254ZM262 256V255H261ZM260 256V257H261ZM251 257V256H250ZM249 257V258H250ZM248 258V259H249ZM252 258V259H253ZM247 259V258H246ZM246 259H244V260H246ZM247 259V260H248ZM241 261V260H240ZM243 261V260H242ZM246 264H264V255H263V258H261V259H257V260H254V261H251V262H247Z\"/></svg>",
    "mask_w": 264,
    "mask_h": 264
},
{
    "label": "water",
    "instance_id": "water-1",
    "mask_svg": "<svg viewBox=\"0 0 264 264\" xmlns=\"http://www.w3.org/2000/svg\"><path fill=\"white\" fill-rule=\"evenodd\" d=\"M2 6H3V0H0V8H2ZM0 12L3 13L2 10H0Z\"/></svg>",
    "mask_w": 264,
    "mask_h": 264
}]
</instances>
